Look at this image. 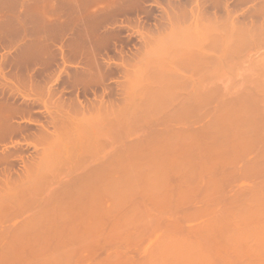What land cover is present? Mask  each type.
<instances>
[{"label":"rangeland","instance_id":"1","mask_svg":"<svg viewBox=\"0 0 264 264\" xmlns=\"http://www.w3.org/2000/svg\"><path fill=\"white\" fill-rule=\"evenodd\" d=\"M263 10H264V0H0V189L2 190V191L0 190V204L2 205V208H1V205H0V208L3 210V212L6 209L8 210V208L10 206L8 208H5V204H6L5 201H7V199L5 200L4 197L9 198V200L15 196H16V198H17V196L19 198L20 197L19 195H22L20 193L24 194L25 200L22 197L23 195L21 196L22 197L21 199H23L24 202H27V203H24L23 200H21V199L19 200L17 198V201L19 200L20 202H22L21 206H23V203H24V206L26 207L25 208L23 206L24 210L23 209L21 210L20 209L21 206L20 207L18 206L20 203L19 201H18L17 206L15 205L17 202L12 203L16 207L11 204V207L9 208L8 211L11 212L13 210L15 212L16 216H14L15 214H13V211L11 214H13L14 217L11 216V214H10V216H8V214H7L8 212L6 210L7 213L4 215H7L8 219L6 218V216L4 217V218H6L5 220L3 218H2L3 220L0 218V220L2 221L0 223V230H1L0 232L3 233V229L5 231L10 230V229L13 230V228L16 229L17 226L21 225L22 223L25 224V221L27 223L28 220H30L31 218L34 217L33 219H31L28 222H29V224L34 225V227H32V228L30 225L31 229L34 228L33 229L34 231H35V229H37V230L35 233L33 230L31 231L29 228L30 232L27 231L25 234V236L26 235L29 237H30V235H32V236L29 238L28 242L26 240L28 237L26 236V238L24 239V241L26 240L25 244L22 242L24 244V245H22L23 249H25L24 247L27 246V250H28L27 251L25 249L26 254H24L25 252L23 253L24 258L28 257L29 259H32L33 261L32 260L31 261L34 264H38V263L43 264L42 262H44V263L46 262L45 264H47V262H50L53 259H56V260L55 261L53 260L54 262L52 261L48 264H51V263L57 264V263H55V262H57V259L59 260L58 261L59 264L60 263L62 264L61 260L65 259V260L73 261L72 259L77 257L72 263L76 264L79 262L78 264H80L81 261L76 262L78 260V257H80L81 258L80 260H82L81 264H84L83 263L84 258H87L90 254L92 255V253L89 252V250H88L89 248L87 249V246H85L87 251H85V252L82 251L81 252L82 254L77 253L79 248H80L78 246L80 244L79 242H82V241L84 242V240H85V242H87V241L91 242V240L93 239L92 238L93 235L96 237V234H98L96 238L94 237V241H92V245L94 243H96V245H99V247L97 246V249L100 248L98 251L99 253L96 252L97 251V249H96L95 253H97V254L96 255L94 254L92 256L90 255L88 257V260L89 259L91 260V261L89 260L90 262L89 261L86 262L87 259H85L86 264H95L97 262L100 264L101 262L103 263L102 260H104V258H105V260L107 259V261H110V263L108 262L109 264H112L113 261L116 260V259L114 260V257L117 258L116 261L121 260L124 263V262H126L125 259H127V260L130 259L129 261H134V263H136V264H143L146 261L147 262L144 264H147L148 262H149L148 264L153 263V262H154V264H220V263L222 264L223 260L224 261L226 260L227 262L226 261L225 262L227 264H229L230 261H232V262H230V264H239V263L244 264L245 259L247 260V262L245 264H248V262H249V264H252L253 261H255V264H264V262H263L264 254L261 255L259 252L261 248H263V251H264V245H263L264 240H263V242H262V240H260V239L264 238V236H263L264 231L263 232L261 231L264 228V195H263L264 194V184H262V182H263L262 180H264V178H263L264 177V167L257 168V163L259 161L263 160V158H264V150H263L264 149V144H263L264 143V137L262 136V135H264V116H263L264 115V97H263L264 96V93H263L264 92V89H263L264 88V76H263L264 75V43H263L264 26L261 27L262 25H264V12H262ZM207 14H208V16H207ZM257 14L259 17L261 15L262 16L259 18L257 16ZM227 16L232 21L229 20ZM249 17H250V19H249ZM231 23H232V25H230ZM217 24H218V26H217ZM238 24L243 25L242 26L243 30L240 29L242 27H241V25H238ZM254 24L257 25L256 27L259 26L261 28L258 27L256 29ZM227 25L230 28L227 27ZM244 25L247 27L245 28ZM189 27H191V28H189ZM182 28H184V29H182ZM207 28H208V30H207ZM234 28H236V29H234ZM252 28L255 30V32H254V30H251ZM260 29H263V30L261 31ZM202 30H203V32H202ZM206 30L208 32H211L210 33L211 35L208 32H206ZM237 30H240V31H237ZM191 31H193V33L195 31V34L198 33L199 37L196 36L195 34H194V36H196V38L193 37L192 36L193 34L191 35V33H190ZM245 31H246V33H245ZM170 32H171V34H170ZM204 32H206L207 34ZM247 32H249L248 34H250V35H247ZM187 33H190V34L186 36ZM239 33H240V35H236ZM179 34H180V36H178ZM183 34H184V36H183ZM205 34H206V36H205ZM229 34L231 35L230 38H229ZM232 34H233V36H232ZM259 34H261V35H259ZM171 35H172V37H171ZM226 35L228 36L229 39L226 37ZM244 36H246L245 39L248 37V40L246 39L247 41H249V39L254 38V40H252L250 42H255L258 45L256 44L257 46H255L254 45L255 43H253V44H250V45L245 47L247 41L245 39H243ZM169 37H171V38H169ZM197 37L200 39L199 41H198ZM208 37H210V39ZM223 37H224V39H222ZM236 37H237V39H235ZM240 37H241V40H239V41H241L240 42L241 45L238 43V47L243 48V46H244L245 48H243L242 50H241V48L240 49L238 48V50L235 49V55L233 53L231 56V52L228 53V51H230V47L232 48L231 51L232 50L234 51V47H236V44H237L236 42H239L236 40L240 39ZM255 37L258 38V40ZM163 38H164V40H162ZM176 38L177 39L182 38L184 40L181 39L182 41H180V39H178L179 40V42H178V41H176ZM192 38H193L194 42L198 41L197 43L195 42L196 44H194V46H191ZM194 38L196 40H194ZM211 38L213 39L214 42L209 41V40H211ZM214 38H216V40H217V38H220V40L222 39L221 41L224 42V44H222L223 46L221 45V41L218 42L217 45H215L216 44L215 42H217V41H215ZM185 39L186 40L189 39V42H191V43L188 44V41H186ZM201 39H203V41ZM231 39H232V42H234L235 46L233 45V46L229 47L228 45L233 44V43H231ZM185 41L187 44L186 47H184ZM225 41H229L230 43L228 42L229 44L226 43L227 45H225ZM174 42L175 43L178 42V44L175 45ZM211 43H215V44H213L215 47L216 46L218 47L219 43H220L221 48L218 47L215 49V47H213V45H211ZM247 43L249 44V42H247ZM181 44L182 45L184 44L182 46L184 48L181 47ZM261 44H263V45H261ZM169 46H170V48H169ZM171 46H174V47H171ZM226 46H228V47H226ZM155 47L158 49H155ZM212 47H213V49H212ZM225 47L227 48V51H225V49H226ZM187 48L189 50L190 49L191 50L189 51ZM222 49H223V51L221 52ZM151 50L153 53L151 52ZM185 50H187L188 52L187 51L184 52ZM200 50H202L201 53H200ZM180 51H183V52H180ZM238 51H240V52H238ZM226 52L228 55H225ZM221 53H223V55ZM236 55H238V56H236ZM195 56H197V58ZM205 57L208 58L209 61ZM237 57H238V59H237ZM177 58H178V60H177ZM218 58H219V61H218ZM221 58H224V59L221 60ZM233 58H235V59H233ZM188 59L191 60L192 64L189 63L190 61ZM192 59H194V60H192ZM231 59H233V60H231ZM150 61H151V63H150ZM159 61H160V63H158ZM193 61H194V63H193ZM196 61H197V64H195ZM203 61L204 62L206 61L207 63L206 62L204 63ZM220 61L221 62L223 61L222 68L223 67L225 68L227 64L230 65V68L228 67L226 69H223V71L221 72V69H220L221 68L220 67L221 62ZM215 62H216V65L214 66ZM218 62H220L219 65H217ZM165 63H166V65H168L167 68H166ZM199 63L201 65H199ZM203 63L207 64V65L209 64V65L207 66V65H204ZM212 63H214V64H212ZM236 63H237V65H236ZM146 64H148L149 66ZM160 64H162V66ZM231 64H232V66H231ZM189 65L190 66L192 65V68L193 67L196 68V70L194 69L195 72H192L193 69L191 67H188ZM210 65L212 66V68L213 67L218 68V66L220 67L219 69H215V70L213 68L214 72L217 71V74L213 75L211 73V72H213V70L211 69ZM160 66L162 69H160ZM183 66L186 67V69L183 68ZM204 66H206V68H208L210 66L208 68L210 70L209 76H208L209 71H207L208 69L207 70L205 69L204 71L202 70V68L199 69L200 67L205 68ZM158 67H159V69L157 70ZM169 67L171 70L168 69ZM172 67L173 68L175 67V70H177L180 73H178V72L173 73L174 69H172ZM177 67L179 69H177ZM154 68H155V70H154ZM189 68L192 70H190ZM198 69H199V71H198ZM125 70H127V71H125ZM164 70H165V72H164ZM205 71H207L208 74L205 73ZM218 71H220L221 73ZM229 71H230V73H229ZM161 72H162V74H161ZM225 72H226V74H225ZM132 73H134V74H132ZM143 73L145 76L143 75ZM171 74L173 75V77H171L172 76ZM202 74H203V76H201ZM211 74H212V78H213V76L215 77V75H217L215 77L216 79L214 81H212L211 78L207 79V77H206V76L210 77ZM132 75L133 76L135 75V77H133ZM168 76H169V78H168ZM177 76H179V78H177ZM204 77H205V79H204ZM134 78L136 80H133ZM137 78H138V80H137ZM170 78H175L177 83L180 82L181 85L177 84L180 87L176 86L180 91L177 90V88L175 87L174 88L175 90L173 89V92L171 94L172 95L171 98L169 95H168L169 97L167 96L168 98L166 100L169 101L168 99H170V101L168 103H166L164 100L165 103H163V99H165L166 96L162 92H158L160 94L157 95L154 92L155 91L157 92L158 90L154 89V88H155V85L158 84L157 82L166 83V82H169ZM184 78L188 79L186 81L187 84H185V86H184V84H182L183 82H181L183 80L185 81ZM164 79H166V80H164ZM175 79H170V80L175 81ZM197 79L198 80L201 79L202 82H203V80H205L206 83L208 80H211V82L214 83V84H212L210 81H208V82H210L209 84H211V85L205 83L201 86V87H203L204 85L205 86L208 85V87L206 86V89L212 93L211 97L207 98L208 99L207 100L204 98V96H202L199 93L198 96H196V98L197 97L200 98V96H202V98L208 102L201 101L202 98H200V101L198 98L197 99L195 98L196 100H194V101H195V103H197V105L200 108L197 106L198 107L197 111L193 112L192 113L193 115L190 114L188 116V114H186L183 116V118H178V120H180V119H182V120H180V121L177 120V121L173 122L172 120L176 118V116H174V115H176V112H177V110L175 109L176 107H178L177 104L178 105L181 104L183 106L184 100L187 97L184 98V100H181L182 99L181 97H184L187 94V91L189 92L188 93L189 95L192 92H194L193 90L190 91L188 88L191 87L190 89H194V87L192 88V86H194V85L191 86V83L194 81L197 82L198 81ZM201 80L199 81L200 83H198V86H199V84L200 85L202 84ZM217 80H219V81L217 82ZM188 81L190 82V85H188L189 84ZM196 82L194 84H197ZM128 83L130 84V86ZM141 83H143V84L145 83V84L143 85ZM150 83H152L151 86L148 85ZM153 83H155L154 87H153ZM132 84L133 85L136 84L138 86L137 87L135 85L136 86L135 88L137 90L134 91L135 88H134V86H131ZM126 85H127V87H126ZM258 86H259V88H258ZM260 87H262V88L260 89ZM126 88H127V90H126ZM151 88L154 91L151 90ZM138 89H140V91ZM132 91L135 93H133ZM150 91H153V92L149 93ZM256 91H257V93H256ZM127 92L129 93V95ZM175 92H177V93H175ZM214 92H217L218 94H216ZM240 92H241V94H240ZM184 93H186V94H184ZM260 93H262L263 95ZM251 94H254L257 97V100H258V102L256 103L257 105L256 104L250 105V106L248 105L249 107H246V106L240 107L239 105L237 107L236 105H233V106H229V108L230 109L234 108L235 110H238V108L240 107L239 109H243L245 111L246 115H248V116H253L256 113H258L256 115L263 116V118H261V120L259 118L260 123L258 122L259 127L257 130L259 131V133L257 130H255V131H257L255 133V135L253 132L251 134L246 133L245 130L247 128L242 126L244 124H241L240 126H238L235 129L236 131H233L234 133H236L237 136L239 134L238 132H240V134H239L240 136L242 134L241 137L238 136L239 141L237 140V136L236 137L234 136L235 134L234 135L232 134L234 136L233 137L230 133H229V135L231 137H226L227 134H224L225 139L223 138V135H222L221 138H219L220 139L219 140L218 137L220 135L217 136L218 135L217 132H219L218 128L220 126H222L223 123H222V120H217V119L220 118V113H221L222 107L224 105H230L228 102H233V100H235V101H239L240 99L242 100L245 96H247V95L251 96ZM161 95H162V98H161ZM218 95H219V97H218ZM129 96H130V98H129ZM151 96L153 99H155L156 97L159 98V96H160V98L162 100V104H159V107L164 106V107H162L163 110L160 109L163 111L164 114L163 113H160V114L156 113L157 116L155 113L152 114V116L149 117L150 120L152 121L151 122L149 120L151 125L147 126V124H146L147 121H145V123H143L147 127V128L144 127L145 129L142 127L143 124L139 123V122H138L139 125H138V123H136V124L138 126H140V124H142L141 128H137L138 126H136L135 124H133L131 126V127L135 126L133 128L134 129L136 128V130H134L132 128L133 130L130 131L129 130L130 127H128V129L123 128L126 125H124V123H122L124 117H120V116L124 115L123 111L127 110L126 107H128V105H130V109H131V107L134 108L132 106L133 103H131V102L135 99L134 101L136 103L134 104V106L135 105H136V107L138 105H139L138 107L142 106L140 108H138V107L136 108L138 110V113H139V111H142L143 107H146V106L147 107L144 110H146V109L149 110L153 107L151 105L155 104L154 100L152 98H150ZM214 96L216 98H214ZM172 97H174V98H172ZM178 97H180V98H178ZM240 97H242V98H240ZM160 98H159V102H160ZM213 98H214V101H213ZM130 99H132V100H130ZM150 99L153 101V104H152V101ZM171 99H173L175 102L172 101ZM177 99L180 102L183 101V103H180ZM209 99H211V100H209ZM139 101H141V102H139ZM145 101H148V103H149V101H151V102H150V104H148V103L144 104ZM212 101H213V103H212ZM142 102H144L143 105H141ZM159 102L157 101V104ZM188 102H190V101H188ZM260 102H263V103H260ZM138 103H140V104H138ZM191 103L192 102H190L188 104L187 100H186L184 107L190 106ZM157 104H155V105H157ZM164 104H166V105H164ZM148 105H150L151 107L148 108ZM181 105H179L180 109L182 107ZM165 106H167V108L169 106V109L165 108ZM173 106H175V107H173ZM48 107H49V109H48ZM113 107H115V108H113ZM179 108H177L178 111H179ZM164 109H165V112H164ZM203 109H205V110H203ZM162 111H159V112H162ZM120 113H122V114H120ZM165 113H168V115ZM139 114L141 115L142 112H140ZM171 114L173 115V117H172L173 119L170 116ZM154 115L158 118H154L153 117ZM158 115H160V116H158ZM118 116L120 117V119L118 118ZM167 116H169V117H167ZM106 117H107V119H106ZM59 118L62 119L63 122L62 121L58 122V120H60ZM164 118L166 119V121L164 120ZM185 118L186 119L188 118V119L186 120ZM224 118H226V117H224ZM100 119L104 120V124L106 122L108 123L110 120H112V122L111 121L109 122L110 124L112 123V125L109 126V128H114L117 121L120 122V124L122 123L121 126L124 125V126H122V130H121V127L118 128V129H120L119 131H118V129L117 130L115 129L116 127L114 129L118 132H121V133L125 132L126 134L125 133L124 134L126 136L121 137V135L119 136V133L117 132L118 136H119L117 138L116 132H115L116 134L115 133H112V134L117 139L122 138V140L119 139L122 142H124L123 140H126V143L127 142L132 143L134 141L136 142V140L141 138L142 140L140 139V140H138V142L142 141V142H144V144H146L145 141H148L150 139V137L148 136L147 137L148 139L146 138L147 140L145 139V137L147 135L151 136V134H152L151 131L152 132L154 131L153 132L154 134H156L155 132L160 134L161 131L165 133V132L169 131L170 128H171V130L173 129L172 131L175 130V131L181 132V133H183L184 131L185 132L190 131L189 132L190 135L197 133V134H195L196 136L194 135L195 138L198 139V140H196L197 142H195V143L192 142L193 143L192 147L194 146L196 148L193 147L192 150L193 149L199 150L201 152L200 156H203V155H205V153H207L203 149L206 150V148L204 146H206L207 144L204 145V143L209 141V138H206V136H204L205 135L204 132L206 130H209L212 128L213 130L211 131L212 132L211 137L212 136H215V138L217 137L216 141H214L215 143L217 142V145L213 144V141L210 142L213 145H216V147H213L214 149L216 148L215 150H213V148L210 149L211 151L213 150L212 152H210V154L213 153L210 156L207 153L206 154L207 156L205 155L201 158L199 157L200 158L199 159V158H197L199 154L198 155L196 154L199 151L198 152L195 151L196 153L192 152V154L194 153L195 155H197V157L193 154L194 158H191V157H193V155L191 154V151H192L191 148H190V150H187L184 148L185 151L187 150V154L190 153L191 155L189 157V154L188 155L186 154V156L184 158H182L185 155V153H184L185 151L182 148H181L182 150L181 149L180 150L184 151L183 153L180 152L179 148H178V150H176L174 148L173 144L171 145L169 143L170 140L168 141L166 139L168 141V143H166L167 141H164L163 145H162V143L158 142V144L160 143L159 145L162 146V148H164V149L160 148L159 151H158V149L160 146L157 143L152 146L151 143H154L152 141L150 143L151 145H149V147H148L149 148V151L147 150L148 153L145 152V154H143V152H142L143 147H141L140 152H139V148H137L135 152L138 153L140 155V158H142V159L140 161L136 160V161H132V162H134V163L138 162V164H140L139 162H142V163H145V165H146V163L152 165L151 167H147L149 169L148 172H149V174L152 175V177L154 175H156L157 177L156 176L155 177L158 178L162 174L161 175L162 177L160 176L161 178H159V180L163 178V179H166L167 182L172 181V185H173V183H175L174 184L175 186L178 184V182H180L179 183V185H180L182 183V181H185V183H186L185 184L183 182L184 187L186 185L190 186V184L188 185L187 183L190 180H193L194 177L197 180L196 181L194 179L197 183L200 181V183H198V184H200L199 186H201V185L206 186V184L209 183L208 181H210V180L212 181V179L214 177H216V178L218 177L217 179H219L223 176L224 177H234V178H230L232 180L228 181L229 183L226 182L223 185V187H221L222 186L221 185L220 187L222 189L219 187L220 188L219 191H218V189L217 190L215 189L213 191V188L211 187V185H212L211 183L208 184L209 185L208 188L206 186L207 191H206V188H204V186H201L202 189H204L207 193H205V191L200 192L203 190L196 188L199 186H197L198 184L193 180L197 185L194 183L195 187L192 189H197V190L199 189L200 190V191L198 190L199 191L198 195L196 194L199 198H197V196H196V198H194L195 197L194 196L193 200H190V197H192V195H195V193L193 194L190 190L192 186L189 189L190 192H188L189 190L188 191L186 190V189H188V187H185L186 188L185 190L188 193H186L184 190V194L185 193L186 194L192 193V195L189 196L188 202L184 201V203H183V201L182 202L180 201V203L183 204V205H181L179 203L181 206L178 204L179 201H177L179 196L175 195V194L180 193L178 191V189H179L178 187H182V185L181 186L177 185L175 190L174 189L170 190L169 187H170L171 183H168L167 185H169V184L170 185L167 188L170 191L166 187L163 188V190H162L163 192L161 191L162 194H164L165 190L167 189L166 190L167 193H165V194H169L168 196L171 195L170 197L165 195V197H167L166 199H168V201L166 202L165 197H163V195L161 196V194L159 193V190H158L159 186H155V187L150 189L149 187H144V185L142 184L143 181L141 180L142 182H141V185L139 186V188H137L138 186H134V188L132 187L133 188L132 190L137 191V189H138L140 191V193L138 191L137 192L134 191L135 192V197H134L135 201L133 200L134 201L133 202L130 199L131 197H128L130 195V193L133 192L131 190L129 192V195L127 196L129 198V201L127 200V197L124 200L121 199V200H123V203L120 200V202L122 204H120L119 201L117 202L116 197H114V195H112L114 193L113 191H115V190L111 191L112 189L107 188V192L110 191L112 193L111 194H103V196L99 197L100 199L102 197L105 198V199L102 198L101 200H105L106 202H102L99 199L101 204L103 203L104 205H100L99 202L97 203L98 200H96V201H94V205L96 207L95 208L93 207L94 210L95 209L97 211L102 210L101 212H103V213H101V212L100 213L103 215L104 221H101V219L103 217L101 216V214L99 212L97 214L96 213L97 211L95 210L96 215L92 214V217H96L98 215L97 217H98V219L100 218L99 221H101L100 224L98 223L99 221L98 222L96 221V220H98L97 217L95 219V218H92L91 215H89L90 217L87 216V217H89L88 219L91 218L92 220L91 219L88 220L87 217H84L83 219L85 221H83L84 222L83 226L86 227L89 225L91 227L92 224L95 223L96 226L94 224L93 225L95 226V228L97 227L99 230L97 228L96 229L94 228V231L92 230V232H90L91 229L88 226L87 227V228H89V229H87L88 232L85 233L84 232L85 227L82 228L81 227L82 224H80L78 221V219L82 220L80 217H78L79 215H77V214L75 215V220L77 221V223L75 222V224H73L74 222H72V221H75V220H73L74 219L73 217H74L76 208H73L75 210L68 208V207H70V204H71V206H73V205L79 206L82 204L81 202L79 204L77 202H75L76 203L75 204L74 201H72L73 200L72 196L75 199V201H78L75 198L77 196L76 192H77V190L79 191L81 186H83V182L80 183V179H79V181L77 179L79 178V176L82 173H84V171L88 170V167H90V166L96 167V165L100 166V164L102 165V163L103 164L106 163V160H108V159H105L104 161L102 160L103 162L99 163L100 160L98 161V159L96 158L100 151H102L101 154H99L100 156L103 155L105 158H107L106 154L108 153V154L112 155V157H114L113 156L114 153L117 155L118 153H121L120 151H123V150H118L119 148L131 147V146L133 147L134 146V145L128 146V143L122 144L121 141L114 140L113 136H112L113 139L110 137L111 140H109L110 138L108 139V134L111 133L110 130H113V129L109 130V128L107 127L109 123L107 125L105 124V126H104V127L108 128L107 129L108 133L106 130L107 135L104 132L105 131L104 127H102V131H101L102 133L101 132L97 133L98 132V131H96L97 129L95 127L91 128V126H95L94 121L100 120ZM160 119L162 120V122L160 121ZM168 120H170V121H168ZM64 121H65V123H66V121H67V123L69 122V124L64 125L65 124ZM92 121L94 123L90 127L87 126L88 123L90 122L89 124H91ZM100 121H102V120H100ZM61 122H62V125H61ZM217 122L220 123V126L216 125ZM85 123L87 125H84ZM150 123H148V124H150ZM207 123H208V126H207ZM95 124H97L96 126L98 128L99 127L98 125L100 123H95ZM101 124H103V123H101ZM120 124H119V126H120ZM83 125H84V127H83L84 129L82 128ZM66 126L67 127L70 126V127H68V129L64 128ZM85 126L88 127V129L90 128L92 130H95V132L98 135L94 134V139H92L93 136L86 138L87 135H89V133H88V129H86ZM116 126H118V125H116ZM148 127H149V129H148ZM99 128L101 129V127H99ZM99 128H98V130H100ZM103 128H104V131H103ZM124 129H126V131H123ZM194 131H195V133H194ZM243 131H244V133H243ZM95 132L91 131L90 135L92 133H95ZM191 132H193V133L191 134ZM233 132H231V133H233ZM41 133H43V134H41ZM69 133L72 134L73 136L70 135ZM77 133H78V135L82 133V135L84 134L86 137H84V136L81 137L82 135L78 136ZM123 133H122V135H123ZM199 133H201L202 135ZM161 134H163V133H161ZM213 134H216V135H213ZM42 135H44L45 138ZM144 135H146V136H144ZM197 135L200 137H198ZM252 135H254V137ZM79 137H80V139H79ZM143 137H144L145 141H143ZM195 138H194V140H195ZM258 138L260 140H258ZM249 139H251V140H249ZM217 140H219V142ZM223 140H226V142ZM229 140L231 141V144H230ZM97 141H99L98 144L102 145L101 147H103V148H101L103 150H101L99 147L98 149L100 151L98 152V149H97L96 153H98V154L96 156L94 155V157H93V159L95 158L97 160H93V162H92L91 161L92 157H90L88 159L86 158L85 160L82 161L83 165L81 164V162L79 163L82 166L79 165L80 169L78 170L77 166H78L79 160L77 161V159L74 158L76 161L75 160L71 161L70 155L71 156L76 155V152H78L79 149H81L83 147L85 148L86 145L88 146L89 142L95 144V143H97ZM222 141L225 142L226 144L229 142L227 145L224 144V146H226V147L227 146L229 147L230 145L231 146L234 145L233 146L234 148L230 146L232 149V152L229 149L230 147L229 148L227 147L229 150L224 146H223L224 149L221 148L222 143H223ZM242 141H244V142H242ZM250 141L253 143V145H252L253 147L249 145L251 143ZM101 142L103 144H101ZM240 142H242V143H240ZM219 143H221V144H219ZM135 144H137V143H135ZM148 144L149 143L147 142V145ZM164 144L166 145V148H165ZM168 144H170L171 146H167ZM197 144H200V145H197ZM212 144H211V146H212ZM237 144H243L241 147V149H243L242 150L243 152L241 153L242 155L238 156V157H236L237 155L234 156V153H233V152L237 151V149L235 150V148L238 147V146H236ZM122 145H125V146H122ZM156 145L159 146V147H156L157 148L156 149L157 156L158 157L160 156L159 158H162V159H157V156H153V155H156L155 149L152 150V154H153V152L155 153L152 155L153 159L151 157L150 146L153 149V147H155ZM220 145H221V147H219ZM246 146L247 147L249 146V147L247 148ZM144 147H147V146H144ZM167 147H169V149ZM171 147L173 149H175L176 152L179 151L181 155L182 154H184V155H182V157H178V156H181V155H179V152L177 153V155H175L176 152H175V150H172ZM181 147H183V146H181ZM197 147L198 148L200 147L201 149H198ZM202 147H204V148H202ZM218 147L220 148V151H219ZM44 148L46 150L45 152H44ZM225 148H226V151L231 152V153L230 152L227 153V155L233 154V155H230V157L233 156L234 158L231 159L229 156H228L229 157L228 158L227 155L224 156V153L226 152ZM246 148L248 149V151L249 150L250 151L248 152ZM50 149H51V151H50ZM202 150L204 152L203 155H202ZM216 150H218V152H219V153L217 152L218 154L216 153ZM110 151H112V152H110ZM168 151H169V153L174 151L175 154H173V153L169 154ZM221 151H224V153L220 154ZM48 152H57L60 156L61 162L66 161L64 158L69 157V160L67 159V162H65V164L68 163V161H70L73 165H71L70 162H69L70 165L69 164H67V165L69 167L70 166H76L75 169L73 167H70V169H72V170H70V171L67 170L68 171L67 172L66 169L68 168V166L66 165L67 167L65 169V167L62 165L64 163H61L57 159L55 160V158L53 159L52 153L50 155L52 158L50 160H47L49 158V157L48 158L46 157ZM103 152H107V153H103ZM166 152H167V155L169 154L171 156L166 158L164 156ZM133 153H134V151L131 153V157L134 156V159H138L137 158L138 155L135 153L133 154ZM148 154L150 155L151 159L146 158V155L148 157ZM215 154H217L218 156ZM110 155H109V157H110ZM135 155H137L136 158H135ZM173 155H175L176 157ZM213 155H215L214 157H217V158L219 157L218 158L219 160H217L216 158H215V160H212L213 158L211 156H213ZM219 155H222L223 157L219 156ZM161 156H163V157H161ZM187 156L189 157L188 158L189 164H188V160L186 158ZM112 157H110V158L112 159ZM154 157H156V159H154ZM171 157H173L174 160L175 159L176 160L173 161V158H171ZM206 157H211V158H207V161H206ZM224 157H227V158L225 159ZM6 158L8 160H6ZM164 158H166V159H164ZM179 158H181V159H179ZM195 158L200 160L199 163H198L197 159L195 160ZM102 159H103V157H102ZM134 159L132 158L130 160H134ZM177 159H179V162H177ZM201 159L205 162H203ZM229 159H231V160H229ZM87 160L88 161L90 160V162H88ZM153 160H155V161H153ZM159 160H161V161H159ZM168 160L171 162L172 165L174 163V164H177L179 167H181V166L183 167L184 165H181V164L184 163L185 166L187 165V167L186 168L185 167L178 168L179 171L181 169V174H180L177 172L178 171V169L176 168V167H178L177 165H173V167L170 165V168L172 167L171 168L172 171H169L170 173L168 171L167 172L165 171V170L170 169V168H168L169 166L166 168L163 167L165 170H163L162 168H160V169H162V170H160L159 167H161V166L158 167V166L153 165V164H156V161H159V162L163 161V163L167 162L168 164H170V162ZM181 160H182V162H181ZM50 161H52L51 163H53V164L55 163V168L53 166V168L55 170H53V168L51 169V167H48L49 165H53V164H50ZM84 161L86 162V164ZM127 161L128 160H126L122 163H126ZM192 161L194 162L195 165L198 163L197 166L199 165L198 167H200V171L201 170L203 171L206 169L204 171V173L202 171L200 172L202 174L198 173L199 178H198V175L195 174V173H197V171L195 172V170H193V169L191 170L192 167H190V163H191V166L192 165L195 166ZM195 161L197 163H195ZM75 162H76V165H75ZM159 162H157V163H159ZM90 163H92V164H90ZM178 163H180V164H178ZM207 163L209 165H212L210 167L213 169L209 168V165L208 166L204 165ZM251 163H253V165H256V169L253 170L254 172L247 177H241L240 171L245 170L249 166L251 167V165H252ZM174 166H176V167H174ZM197 166H195V167L197 168ZM213 166H215V167H213ZM47 167H48V169H47L48 171L50 169L54 171L55 175L53 174V176H54V178L56 177L55 179L51 178L52 173H51V171H49L48 175L51 173L50 178L48 177L50 180L48 179L49 181H46L47 178L45 180L46 175H44V174H46L45 171H47L46 170ZM206 167H208V169ZM187 168H189L190 170H188ZM44 169H45V171H43ZM62 169H64L65 172ZM123 169H121L122 171L118 169L120 171L119 173H118V170L116 172L114 171L113 173L119 174V176L121 178V177H125L124 173H126V172L129 173L130 171H132L131 170L132 167L130 169L128 167H127V169L126 168H123ZM135 169L136 168L134 167V171H132V172L136 173V175H134V176H137V172H138V175H139L138 178H140V175H141V178H143L145 176V174H143V173H147L146 172L147 171L146 166H143L142 170L139 169L140 171H137L138 169L137 170H135ZM158 169H159V172H158ZM182 169L184 170V173H182V171H183ZM185 169H187V170H185ZM173 170H174V172H173ZM160 171L162 172L161 174H160ZM163 171L165 174L163 173ZM187 171H190V173ZM192 171H194L195 173ZM254 173L255 174L257 173V174L255 175ZM129 174L126 173V175H129ZM182 174H183V176H182ZM186 174L190 175V176L188 175L189 177H187V179H186V176H187ZM193 174H195L196 176ZM116 176L117 175H115V177ZM119 176L117 177L118 179H120ZM252 176H253V178H251ZM34 177L38 178V179L34 180ZM113 177H114V175H113ZM182 177H184V178H182ZM256 177H258V178H256ZM134 178H136V177H134ZM138 178H136V179L138 180ZM209 178H211V179H209ZM41 179L43 181L44 180L45 181L43 182ZM30 180H32V183ZM173 180H174V182H173ZM33 181H35L34 184H33ZM38 181H40L39 182L40 184L38 183ZM162 181H164V180H162ZM162 181H159V184H161ZM193 181L190 182V183H192V185H194ZM201 181L203 183H201ZM260 181H261V183H260ZM71 183H74V184H71ZM87 183L90 184V182H87ZM137 183L140 184L139 182H137ZM35 184L38 186L37 191L38 190H41V191L39 192L38 196L36 193H35L36 195H33L34 198L37 197V199H33V201L31 200L32 202L30 203V202H28L29 201L28 199H32V197L30 196V194H27L26 191H28V193H31L29 190L30 189L32 190L33 189L32 187L36 186ZM89 184H87L86 186H88ZM164 184H165V182H164ZM164 184L162 183V185H164ZM260 184H262L263 186L261 187ZM63 185L70 188V190H71V187H73L72 190H74V192L71 190L70 192H72V193L69 192L70 194H68V195H70L69 198H71V199H69V198L66 199V197L60 196L59 199H57V200L55 199V200H53V202L51 204H48L50 202L49 197L53 193V191L56 192L57 190L63 188L62 187ZM157 185H158V182H157ZM257 185L260 186V188H261V189L259 188L260 190H258ZM39 186H40V189H39ZM90 186H91V184H90ZM175 186H173V187H175ZM76 187L77 188L80 187V188L76 189ZM120 187L121 186H118L117 188H120ZM256 187H257V190L254 191V193L256 192V194H254L252 189L255 190ZM209 188L212 189V191H213L212 193H215L214 195L208 192ZM172 190H174L176 193ZM248 190H249V192H248ZM104 191L106 192L105 189H104ZM182 191H183V189H182ZM110 192H108V193H110ZM146 192H148V194H149L148 195L149 198L148 197L147 198L149 199L150 205L147 203L148 204L147 207H144L145 206L144 202H142L141 200L144 201V199L146 198L145 197V196H147V195H145ZM151 192H152V194H155L156 198H159V200H160V197H161V200L164 199L165 200V201H163L164 203H161L162 201L158 202L157 200H155L156 199L155 195L153 197ZM216 192H217V196L215 197ZM258 192H260V193H258ZM74 193L76 194V196H74L75 195ZM138 193L140 195H141V193H143L144 196H141V197H143V198L145 197V198L143 199L139 195V197L141 199L140 200L137 196ZM204 193L208 194V195H205ZM25 194H26V196H25ZM132 194H134V193H132ZM150 195L153 197L152 199H151ZM212 195H213V197H212ZM219 195H223L226 199L223 196L221 197ZM235 195L236 196L238 195V196L236 197ZM111 196L113 197V199H111ZM206 196H209V197H207L209 199H206L205 198ZM241 196H242V198H241ZM256 196H258V197H256ZM108 197H109V199H108ZM147 198L145 199L146 202H148ZM204 198L206 201L208 200L209 203L206 202L204 200ZM212 198H214V200ZM215 198L216 199L218 198V199L216 200ZM233 198L237 201L238 204L236 202H234L235 204L233 203V201H232ZM44 199L46 200V202ZM153 199L156 201V202L154 201L155 203L152 201ZM34 200L36 202H34ZM186 200H188V199H186ZM115 201H116V203H118V206L120 204L122 207L121 206L118 207L116 204L113 205L115 203ZM172 201H173V203H172ZM211 201H213V203H212L213 205H210V207L207 206V205L211 204ZM3 202H4V204H3ZM68 202L70 203L69 206H68ZM157 202L160 203V206L156 205ZM176 202H177L178 207L175 206ZM214 202H216V203H214ZM28 203H30V204H28ZM134 203H137V204L134 205ZM165 203L170 204L167 207V208H169L168 210L165 209V207H166ZM229 203L230 204L233 203L234 205L233 204L230 205ZM62 204H64L65 207L68 206V207H66L67 209H69L68 212H71L73 210V212H74L73 216H72V214H70V216H69V213L66 212L67 210L66 211L63 210L65 207L62 206ZM123 204H124V206H123ZM130 204H131V206H130ZM163 204H165V205H163ZM137 205H139V207H140L139 210H138ZM47 206L56 207L57 211H58V208L61 206L60 208L63 210V212H65L66 214L68 213V215L64 214L65 217L68 216L67 219L70 217L68 219L70 221L69 222L70 225H72V224H73V226L75 225L73 227V228H75L77 226L76 224H78L77 228L74 230L69 225V223H66L68 220L67 219L65 220V218L60 215L61 210H60V212L58 211L59 212L58 213L59 217H58L56 215L57 211L53 207H52L53 210L50 208L51 213L50 214L48 213L49 216H51L50 217L51 220L49 219L50 222H49V220L47 222V219L45 220L44 217L40 216V214H41L40 212H42V210L45 211ZM82 206H83V204H82ZM115 206H117V207H115ZM155 206L158 209H156ZM215 206H216V208H215ZM86 207H88V206H86ZM101 207H104V208L102 209ZM163 207H164V211L162 209ZM3 208H5V209H3ZM17 208H18V210H17ZM44 208H45V210H44ZM228 208H230L232 212L231 211L226 212V211L230 210ZM19 209H20V212H17V211H19ZM47 209H48V207H47ZM143 209H144V211H143ZM196 209L200 210V211L203 210L205 212L207 211L208 213L207 212L204 213L205 216H202L200 219L199 218L196 219L195 217L194 218L191 217V219L188 218V220L185 219L187 217L186 214L189 211L190 212L188 214H190L192 212L194 214ZM244 209L247 210L246 215L245 214L242 215L244 212L242 214L240 213V211L242 212ZM171 210L174 213H172ZM166 211H167V213H164ZM233 211L236 213L231 215L230 213H233ZM55 212H56V214H55ZM63 212H61V213H63ZM73 212H71V213H73ZM226 213L227 214L229 213L230 216H225ZM249 213H252V214H249ZM32 214H33V216H32ZM193 214H190V215H193ZM4 215H2V216H4ZM184 215L186 217H184ZM49 216L47 215V217H49ZM39 217H41L43 219H40ZM223 217L227 218V220H225L227 222L226 224H225V221H223V219H224ZM260 217H262V218H260ZM36 219L39 222H37V221L35 222ZM158 219H160V220L158 221ZM41 220L42 221L44 220V222H42ZM121 220H122V222H121ZM165 220H168V225H166L168 227L165 226V224H167V223H165V222H167ZM175 220H176V224H178L176 228H178V227L179 228L177 230L178 232H176V228L173 226L176 233H173L174 232V230H173L172 231L173 234H172L171 233L172 226L170 225V223L173 222L175 224ZM52 221H54V222H52ZM215 221H219V222L216 223ZM222 221L224 222V224H223L224 226L229 224L228 226H230V229L227 228L228 231H226L227 229H222V225H221ZM162 222H163V224H162ZM38 223H40V224L42 223V225H40ZM85 223H88V224H85ZM102 223H104V225ZM23 224L21 226H23ZM61 224H63L64 227H66V225H69V227H71V229H73L74 232L77 231L78 235L76 232V234H75L76 237L80 235L78 240L76 238H74V236H75V235H73L74 232L72 234L71 232L73 230L70 231L68 226L65 228V230L67 232L69 230L68 233L65 230L61 232L62 234L59 232L60 234L58 235V233H57L58 237H60V235H62L60 239H62L63 235L65 234V236H67L66 239L68 240V242H66V240L64 239L65 237L63 238V241L61 240L62 242L60 241L59 238H58L59 240L55 239L57 236L54 238L53 236L56 234L53 232H52V237H51V233L49 235L48 230H49V232H51L50 229H53V228L55 229L56 227H61ZM211 224L214 225L213 226L214 228H216V226H217V228L215 230L213 229L215 232L212 230L215 234L211 231V229H212ZM217 224H220V225H217ZM44 225L48 226V227H45ZM129 225L131 227L132 226L133 227L131 228ZM27 226L29 227V225H27ZM163 226H165L167 229L169 227H171L170 229H168L170 231L169 232L170 234L165 232L167 229ZM200 226L202 228H200ZM204 226L207 228L209 226L208 229H210L209 231H211L210 232L211 235L212 234L214 235V236H212L213 238H211V235H210V237H208L209 231H208V229L206 230V228H204ZM228 226H226V227H228ZM244 226H245V228L248 227L247 229L250 231H247L245 229V231L241 230L243 232H241V231L240 232L243 233V236H245V237H246L245 234H247V236H248V234L250 232V234H249L250 237L249 236L248 237L251 241H253V242H251V244H250V240L247 239V237L246 238L243 237L242 234L239 232V229H241V228L244 229ZM39 227H41V229H39ZM134 227L135 228L137 227L136 228L137 231ZM162 227H163V229H162ZM198 227L201 230L204 229L203 231L200 230L201 233L206 231L205 233L207 234V236H206V234H203L204 236H206V238L199 235L200 231H198L199 230ZM256 227L258 230H259V227H262V228H260V232L256 229ZM47 228H50V229H47ZM80 228L84 229L83 230L84 234L81 233L82 230H80V231L78 230ZM152 228H153V230H152ZM181 228H183L184 231H182ZM253 228L256 229L259 233L262 232L263 234H260V235H262L263 237L262 236L260 237L257 234L258 232L256 231L257 232L256 233ZM38 229H39V231H38ZM219 229H221L223 231H220ZM231 229H233V230L238 229V232L241 235L239 233H236L237 230H234V232H235V234H234L233 230H231ZM150 230L152 232H150ZM168 230H167V232H168ZM190 230H193V232H190ZM216 230H219V231L217 232ZM118 231H120V232H118ZM185 231L187 233H189V232L190 233L187 234ZM194 231H196V232H194ZM229 231H231V233H229ZM45 232H47L48 235H46ZM110 232H111V234H110ZM115 232L119 235V238ZM129 232H131V236L127 234ZM223 232H224V234H223ZM42 233L43 234L45 233V234L43 235ZM135 233L137 235H139V238H137L138 236H136ZM195 233L197 234V237H196ZM217 233H219V234H217ZM88 234H90V236ZM86 235L88 238L86 237ZM132 235H134L133 239L136 240V238H137V240H136L137 242L134 240L131 242L129 237L132 238ZM171 235H173V236H171ZM25 236H23V238ZM44 236H46V237L49 236L50 238H54V240L49 238V240H52V242L57 240L54 243V244L58 243L57 246L54 248V246H53L54 244L52 243L53 244L52 245L51 242H47L48 244L46 247H45L46 243H43L45 245H43V244L41 245L42 241L45 242V240H47V238L45 237L46 238L45 239ZM82 236H84V237H82ZM121 236H123V237H121ZM127 236H129V237L127 238ZM80 237L84 238V240H82V238H80ZM85 237H86V239H85ZM89 237H91V238H89ZM164 237H167V238L165 239ZM168 237H169V239H168ZM171 237H173V238H171ZM242 237H243V239H242ZM3 238H5V237L2 236L0 239L3 241ZM176 238H178V239H176ZM254 238L256 240H258V243L256 240L254 241ZM6 239H8L7 236L4 240L5 242L3 241V243H2V246L6 242H8L9 239L8 240H6ZM21 240H23V239H21ZM30 240H31V242H30ZM49 240H47V241H49ZM69 240L71 242H69ZM2 241H0V250L3 251V249L6 247L3 246L4 247L3 248L1 246ZM33 241H34V243H33ZM58 241H60V244ZM118 241H120V242H118ZM207 241L209 242V245L211 247L212 246L214 247L215 244H217V246H215L214 248H211L208 245ZM214 241L219 242L220 245H218V243H216ZM223 241H225V244L227 243L228 246H225V244H223L224 243ZM236 241H238V242H236ZM243 241H245V242L248 241L247 243H249V244H246ZM26 242H27V245H26ZM83 242L81 243V245L85 244V242L84 243ZM89 242L87 243V245L90 246L91 243L89 244ZM124 242H126V243H124ZM165 242H167V243H165ZM210 242L214 243V244L211 245ZM36 243H38L39 246L36 245ZM67 243L70 244V247H72V246L73 247L70 248L69 244H67ZM76 243L78 245H76ZM116 243H118V244H116ZM137 243H139V244H137ZM229 243L231 245H229ZM233 243L235 244L234 247H232ZM236 243H238V244H236ZM254 243H255V245H253ZM259 243H262V246ZM50 244L52 245L53 250H52ZM61 244L62 245L64 244L65 246L64 245L62 246ZM221 244H223L225 247L224 246L222 247ZM257 244L259 246H261V248H259V246ZM40 245H41V247L44 246L46 249L45 248H44L45 250L42 249L43 247L41 248ZM58 245L60 248H57ZM100 245H101V247H100ZM6 246H8V245H6ZM28 246H30V247L32 246V248H31L32 251L30 249H28V248H30ZM48 246H50L49 247L50 249H47ZM236 246L238 248L239 247L241 248V249H239L240 251L238 250V248ZM62 247H64V248H62ZM76 247H77V249H76ZM36 248H38L37 250H39L40 252H38L36 250ZM74 249H76L77 251H75ZM158 249H160V250H158ZM233 249H234V251H233ZM226 250H227V252H226ZM241 250H244V253L242 251L243 254L241 253ZM254 250L255 251L257 250L258 252L257 251L255 252ZM2 251H1V253H6V254H3L2 256L7 255V252L5 250L3 252ZM73 251H75V252H73ZM139 251H141V253ZM248 251H249V253H248ZM261 251H262V249H261ZM72 252H73V254H70ZM74 253H76V254L74 255ZM261 253H263V252H261ZM122 254H125V257H126L124 259L125 261L122 260V258H124L123 257L124 255H122ZM157 254H158V257H156ZM216 254H218V255H216ZM68 256H71L70 257L71 259H69ZM252 256H253V259H251ZM66 258H68V259H66ZM111 258H113V259H111ZM119 258H121V259H119ZM131 258H133L134 260ZM148 258L150 259L149 261H148ZM177 258H179V259H177ZM193 258H196V259L193 260ZM243 258H244V260H243L244 262L243 261L241 262V259H243ZM260 258H261V260H257ZM42 259L45 261H43ZM46 259H47V261H46ZM48 259H51V260L48 261ZM181 259H182V261H181ZM200 259H201V261H200ZM219 259H221V260H219ZM65 260L63 262H65ZM214 260H216V261L214 262ZM111 261H112V263H111ZM128 262H126L125 264H131V262H129V263ZM202 262H204V263H202ZM225 262H224V264H226ZM3 263H5V262L3 261ZM16 263H18V262H16ZM108 263H106V264H108ZM116 263H118V262H116ZM67 264H71V263L69 262Z\"/></svg>","mask_w":264,"mask_h":264},{"label":"bare ground","instance_id":"2","mask_svg":"<svg viewBox=\"0 0 264 264\" xmlns=\"http://www.w3.org/2000/svg\"><path fill=\"white\" fill-rule=\"evenodd\" d=\"M201 2H202V1H201ZM198 8H199V7H198ZM203 8H204V7H203ZM262 8H263V7H262ZM258 9H259V8H258ZM261 10H262V9H261ZM198 12H199V11H198ZM262 12H264V10H263ZM232 13H233V12H232ZM255 14H256V13H255ZM255 14H254V15H255ZM230 15H231V14H230ZM252 15H253V14H252ZM169 16H170V15H169ZM207 16H208V14H207ZM257 16H258V14H257ZM261 16H262V15H261ZM261 16H260V17H261ZM170 17H171V16H170ZM189 17H190V16H189ZM210 17H211V16H210ZM225 17H226V16H225ZM227 17H228V16H227ZM258 17H259V16H258ZM258 17H257V18H258ZM260 17H259V18H260ZM205 18H206V17H205ZM208 18H209V17H208ZM213 18H214V17H213ZM168 19H169V18H168ZM195 19H196V18H195ZM228 19H229V17H228ZM233 19H234V18H233ZM249 19H250V17H249ZM229 20H231V19H229ZM239 20H240V19H239ZM256 20H257V19H256ZM195 21H196V20H195ZM221 21H222V20H221ZM221 21H220V22H221ZM231 21H232V20H231ZM231 21H230V22H231ZM257 21H258V20H257ZM198 22H199V21H198ZM223 22H224V21H223ZM225 23H226V22H225ZM232 23H233V22H232ZM232 23H231L230 25H232ZM235 23H236V22H235ZM197 24H198V23H197ZM211 24H212V23H211ZM215 24H216V23H215ZM215 24H214V25H215ZM222 24H223V23H222ZM228 24H229V23H228ZM233 24H234V23H233ZM255 24H256V23H255ZM255 24H254V25H255ZM238 25H241V24H238ZM192 26H193V25H192ZM212 26H213V25H212ZM217 26H218V24H217ZM242 26H243V25H241V27H242ZM251 26H252V25H251ZM251 26H250V27H251ZM256 26H257V25H255V27H256ZM260 26H261V25H260ZM263 26H264V25H262L261 27H263ZM227 27H229V26L227 25ZM235 27H236V26H235ZM244 27L246 28L247 26L244 25ZM248 27H249V26H248ZM258 27H259V26H258ZM258 27H256V29H257ZM261 27H259V28H261ZM189 28H191V27H189ZM229 28H230V27H229ZM182 29H184V28H182ZM234 29H236V28H234ZM240 29L243 30V27L240 28ZM248 29H249V28H248ZM207 30H208V28H207ZM207 30H206V32H208ZM222 30H223V29H222ZM222 30H221V31H222ZM242 30H241V31H242ZM251 30H254V29L252 28ZM258 30H259V29H258ZM260 30L262 31L263 29H260ZM195 31H196V30H195ZM195 31H194V33H193V31H191V32H190L191 35L193 34L192 36L195 37V38H196V36L199 37L198 33L195 34ZM204 31H205V30H204ZM209 31H210V30H209ZM237 31H240V30H237ZM249 31H250V30H249ZM256 31H257V30H256ZM202 32H203V30H202ZM206 32H204V33H206ZM223 32H224V31H223ZM227 32H228V31H227ZM250 32H251V31H250ZM254 32H255V30H254ZM257 32H258V31H257ZM257 32H256V33H257ZM259 32H260V31H259ZM190 33H187L186 36L189 35ZM208 33L210 34L211 32H208ZM245 33H246V31H245ZM248 33H249V32H247V35H250V34H248ZM256 33H255V34H256ZM166 34H167V33H166ZM170 34H171V32H170ZM170 34H169V35H170ZM194 34H195L196 36H194ZM206 34H207V33H206ZM206 34H205V36H206ZM209 34H208V35H209ZM217 34H218V33H217ZM230 34H231V33H230ZM230 34H229V38H230V36H231ZM253 34H254V33H253ZM253 34H252V35H253ZM263 34H264V33H263ZM173 35H174V34H173ZM175 35H176V34H175ZM210 35H211V34H210ZM215 35H216V34H215ZM223 35H224V34H223ZM227 35H228V34H227ZM227 35H226V37L228 38ZM236 35H240V33H239V34H236ZM256 35H257V34H256ZM259 35H261V34H259ZM259 35H258V36H259ZM178 36H180V34H179ZM178 36H177V37H178ZM183 36H184V34H183ZM186 36H185V37H186ZM232 36H233V34H232ZM155 37H156V36H155ZM155 37H154V38H155ZM163 37H164V36H163ZM171 37H172V35H171ZM171 37H169V38H171ZM190 37H191V36H190ZM198 37H197V38H198ZM202 37H203V36H202ZM210 37H211V36H210ZM210 37H208V38L210 39ZM215 37H216V36H215ZM218 37H219V36H218ZM224 37H225V36H224ZM224 37H223L222 39H224ZM234 37H235V36H234ZM238 37H239V36H238ZM245 37H246V36H244L243 39H245ZM250 37H251V36H250ZM250 37H249V38H250ZM195 38H194V40H196ZM200 38H201V37H200ZM220 38H221V37H220ZM220 38H217V40H216V38H214L215 41H217V42H215L216 44H215V43H211V45H213V44L217 45L218 42H220V41L222 40V39L220 40ZM229 38H228V39H229ZM231 38H232V37H231ZM255 38H256V37H255ZM152 39H153V38H152ZM166 39H167V38H166ZM173 39H174V38H173ZM178 39H180V38H178ZM178 39L176 38V41L179 42ZM181 39H182V38H181ZM181 39H180V41L184 40V39H182V40H181ZM203 39H204V38H203ZM203 39H201V40L203 41ZM206 39H207V38H206ZM206 39H205V40H206ZM225 39H226V38H225ZM235 39H237V37H236ZM235 39H234V40H235ZM246 39L248 40V37H247ZM246 39H245V40H246ZM256 39L258 40V38H256ZM260 39H261V38H260ZM162 40H164V38H163ZM168 40H169V39H168ZM185 40H186V39H185ZM199 40H200V39L198 38V41H199ZM239 40H241V37H240V39H238V40H236V41H239ZM245 40H244V41H245ZM247 40H246V41H247ZM252 40H254V38L249 39V41H247V42H249V44L245 41V42H246L245 47L248 46V45H250V44L255 43V42H250V41H252ZM146 41H147V40H146ZM158 41H159V40H158ZM170 41H171V40H170ZM186 41H188V44L191 43V42H189V39L186 40ZM186 41H185V46H184V47H186V45H187V44H186ZM198 41H197V42H198ZM209 41L211 42V41H213V39L211 38V40H209ZM162 42H163V41H162ZM178 42H176V43L174 42L175 45L178 44ZM195 42H196V41H195ZM195 42L193 41V38H192V44H191V46H194V44L197 43V42H196V43H195ZM200 42H201V41H200ZM213 42H214V41H213ZM228 42H229V41H225V45H227L226 43H228ZM240 42H241V41L236 42V43H237V44H236V47H234V51L232 50V51H233V52H232V51H231L232 48H231L230 46H233V45L235 46V44H234V42H232V39H231V43H233V44L228 45V46L230 47V51H228V53L231 52V56H232L233 53H234V55H235V49L238 50V48H239V49L241 48V47H238V43L240 44ZM259 42H260V41H259ZM229 43H230V42H229ZM229 43H228V44H229ZM263 43H264V40H263ZM162 44H163V43H162ZM179 44H180V43H179ZM222 44H224V42L221 41V45H222ZM256 44H257V43H255L254 45L257 46L258 44H257V45H256ZM160 45H161V44H160ZM175 45H174V46H175ZM183 45H184V44H183ZM183 45L181 44V47H182ZM199 45H200V44H199ZM207 45H208V44H207ZM240 45H241V44H240ZM240 45H239V46H240ZM261 45H263V44H261ZM151 46H152V45H151ZM162 46H163V45H162ZM174 46H171V47H174ZM222 46H223V45H222ZM228 46H226V47H228ZM157 47H158V46H157ZM184 47H182V48H184ZM210 47H211V46H210ZM213 47H215V46L213 45ZM213 47H212V49H213ZM218 47L221 48V47H220V43H219V46H218ZM218 47L216 46L215 49L218 48ZM226 47H225V48H226ZM245 47L243 46V48H245ZM250 47H251V46H250ZM260 47H261V46H260ZM169 48H170V46H169ZM177 48H178V47H177ZM243 48H241V50H242ZM252 48H253V47H252ZM155 49H158V48L155 47ZM160 49H161V48H160ZM174 49H175V48H174ZM178 49H179V48H178ZM187 49H188V48H187ZM201 49H202V48H201ZM228 49H229V48H228ZM254 49H255V48H254ZM258 49H259V48H258ZM188 50H189V49H188ZM190 50H191V49H190ZM190 50H189V51H190ZM193 50H194V49H193ZM196 50H197V49H196ZM203 50H204V49H203ZM237 50H236V51H237ZM261 50H262V49H261ZM186 51H187V50H185L184 52H186ZM201 51H202V50H200V53H201ZM222 51H223V49L221 50V52H222ZM225 51H227V48L225 49ZM225 51H224V52H225ZM249 51H250V50H249ZM151 52H152V50H151ZM180 52H183V51H180ZM187 52H188V51H187ZM206 52H207V51H206ZM238 52H240V51H238ZM238 52H237V53H238ZM152 53H153V52H152ZM190 53H191V52H190ZM173 54H174V53H173ZM179 54H180V53H179ZM196 54H197V53H196ZM221 54L223 55V53H221ZM261 54H262V53H261ZM188 55H189V54H188ZM204 55H205V54H204ZM225 55H228L227 52L225 53ZM234 55H233V56H234ZM156 56H157V55H156ZM158 56H159V55H158ZM161 56H162V55H161ZM180 56H181V55H180ZM229 56H230V55H229ZM236 56H238V55H236ZM187 57H188V56H187ZM195 57L197 58V56H195ZM223 57H224V56H223ZM226 57H227V56H226ZM234 57H235V56H234ZM160 58H161V57H160ZM171 58H172V57H171ZM201 58H202V57H201ZM205 58H206V57H205ZM212 58H213V57H212ZM156 59H157V58H156ZM169 59H170V58H169ZM206 59L208 60V58H206ZM213 59H214V58H213ZM222 59H224V58H221V60H222ZM226 59H227V58H226ZM233 59H235V58H233ZM233 59H231V60H233ZM237 59H238V57H237ZM152 60H153V59H152ZM163 60H164V59H163ZM177 60H178V58H177ZM177 60H176V61H177ZM188 60H189V59H188ZM192 60H194V59H192ZM239 60H240V59H239ZM174 61H175V60H174ZM183 61H184V60H183ZM189 61H190L189 63H191V60H189ZM208 61H209V60H208ZM211 61H212V60H211ZM218 61H219V58H218ZM229 61H230V60H229ZM234 61H235V60H234ZM236 61H237V60H236ZM148 62H149V61H148ZM179 62H180V61H179ZM203 62H204V61H203ZM205 62H206V61H205ZM205 62H204V63H205ZM212 62H213V61H212ZM220 62H221V61H220ZM220 62H218L217 65H219ZM226 62H227V61H226ZM258 62H259V61H258ZM150 63H151V61H150ZM158 63H160V61H159ZM193 63H194V61H193ZM204 63H203V64H204ZM206 63H207V62H206ZM222 63H223V61L220 63V65H221L220 67H221V68H220L219 66H218V68H217V67H213L214 70L220 68V69H221V72H222L223 69H226V68H228V67L230 68V65H228V64L226 65L225 68H224V67L222 68ZM238 63H239V62H238ZM254 63H255V62H254ZM177 64H178V63H177ZM191 64H192V63H191ZM195 64H197V61H196ZM212 64H214V63H212ZM146 65H148V64H146ZM160 65L162 66V64H160ZM165 65H166V63H165ZM169 65H170V64H169ZM184 65H185V64H184ZM199 65H201V64L199 63ZM204 65H207V64H204ZM208 65H209V64H208ZM208 65H207V66H208ZM215 65H216V62H215V64H214V66H215ZM224 65H225V64H224ZM236 65H237V63H236ZM148 66H149V65H148ZM150 66H151V65H150ZM161 66H160V69H162ZM167 66H168V65H166V68H167ZM186 66H187V65H186ZM210 66H211V65H210ZM210 66H209V67H210ZM231 66H232V64H231ZM256 66H257V65H256ZM145 67H146V66H145ZM164 67H165V66H164ZM164 67H163V68H164ZM188 67H191V68H192V65H191V66L189 65ZM188 67H187V68H188ZM204 67H205V68L200 67L199 69L202 68V70L204 71L205 69L207 70V69L209 68V67L206 68V66H204ZM183 68L186 69V67H184V66H183ZM213 68H212V66H211V69H212V70H213ZM152 69H153V68H152ZM158 69H159V67L157 68V70H158ZM168 69H170V67H169ZM172 69H174V70H173V71H174L173 73L178 72L177 70H175V67H174V68L172 67ZM177 69H179V68L177 67ZM189 69H190V68H189ZM192 69H193V70H194V69L196 70L195 67H193ZM192 69H190V70H192ZM199 69H198V71H199ZM249 69H250V68H249ZM154 70H155V68H154ZM170 70H171V69H170ZM187 70H188V69H187ZM193 70H192V72H195V70H194V71H193ZM212 70H211V71H212ZM214 70H213V72H211L213 75H214V74H217V71L214 72ZM262 70H263V69H262ZM125 71H127V70H125ZM125 71H124V72H125ZM207 71H209V74L207 73ZM207 71H205V73H207L208 76H209V75H210V70L208 69ZM234 71H235V70H234ZM234 71H233V72H234ZM164 72H165V70H164ZM167 72H168V71H167ZM170 72H171V71H170ZM182 72H183V71H182ZM200 72H201V71H200ZM218 72H220V71H218ZM221 72H220V73H221ZM226 72H227V71H226ZM226 72H225V74H226ZM231 72H232V71H231ZM178 73H180V72H178ZM229 73H230V71H229ZM132 74H134V73H132ZM161 74H162V72H161ZM163 74H164V73H163ZM182 74H183V73H182ZM182 74H181V75H182ZM212 74H211L210 77H208V76H206V77H207V79H208V78H209V79L211 78L212 81H214V80L216 79L215 77H216L217 75H215V77L213 76V78H212ZM225 74H224V75H225ZM129 75H130V74H129ZM135 75H136V74H135ZM135 75H134V76L132 75V76L135 77ZM143 75H144V73H143ZM171 75H172V74H171ZM176 75H177V74H176ZM204 75H205V74H204ZM220 75H221V74H220ZM222 75H223V74H222ZM137 76H138V75H137ZM144 76H145V75H144ZM165 76H166V75H165ZM165 76H164V77H165ZM201 76H203V74H202ZM248 76H249V75H248ZM263 76H264V75H263ZM151 77H152V76H151ZM157 77H158V76H157ZM164 77H163V78H164ZM171 77H173V75H172ZM175 77H176V76H175ZM187 77H188V76H187ZM191 77H192V76H191ZM191 77H190V78H191ZM219 77H220V76H219ZM261 77H262V76H261ZM145 78H146V77H145ZM165 78H166V77H165ZM168 78H169V76H168ZM177 78H179V76H177ZM180 78H181V77H180ZM202 78H203V77H202ZM202 78H201V79H202ZM246 78H247V77H246ZM170 79H175V78H170ZM170 79H169V82H166V83H163V82H157V83H158V84H157V83L155 82L158 86L155 85V83H153V87H154V85H155V88H154V89H157V90H158L157 92L155 91L154 93H156L157 95H159L160 93H158V92H162V93L166 96V98L163 99V103H165V102L168 103V102L170 101V99H168L169 101H167L166 99H167L169 96H170V98H171V96H172L171 94H172V92H173V89H174L176 86H178V85L180 84L179 81H178L179 83H177L176 79H175L176 82H175L174 80H170ZM184 79H185V78H184ZM201 79H200V80H201ZM204 79H205V77H204ZM207 79H206V80H207ZM220 79H221V78H220ZM222 79H223V78H222ZM252 79H253V78H252ZM133 80H136V79L134 78ZM137 80H138V78H137ZM164 80H166V79H164ZM179 80H180V79H179ZM182 80H183V79H182ZM187 80H188V79H185V81H184V80L181 81V82H183L182 84H184V86H185V84H187V83H186ZM197 80H198V79H197ZM200 80H198L197 82H196V81L192 82L193 84L191 83V86L194 85V86H192V88L194 87V89H190L191 87L189 86L190 88H188V89H189L190 91L193 90L194 92H192V93L189 95V94H188L189 92L187 91V94L184 93V94H186L184 97H181V96H180V97L182 98L181 100H184V98L187 97V98L184 100V104H185V101L187 100V103H188V104H189L190 102H192L191 105H190V106H185V107H184V104H183V106H182L181 104H179V105L182 106V107H181V110H180V108H179L180 106L177 104L178 107L175 108V109L177 110V112H176L177 114L174 115V116L177 117L182 111L184 112V113H183L184 115H185L187 112H190V114H192V113L196 110V108L199 107V106L197 105V103H195V101H194V100H196V99L198 98V97L196 98V96H198L199 93H200L202 96H204L205 99H207V98H206L207 96H208V98L211 97V95H210V97H209V90L206 89V86L208 87V85H206V86L204 85L203 87H201L203 84L206 83L205 80H203L204 83H203L202 80H201V83H202V84H201V85L199 84V86H198V83H200V82H199ZM242 80H243V79H242ZM261 80H262V79H261ZM130 81H131V80H130ZM146 81H147V80H146ZM173 81H174V82H173ZM208 81L211 82V80H208ZM208 81H207L206 84H209V83H210V82H208ZM218 81H219V80H217V82H218ZM133 82H134V81H133ZM138 82H139V81H138ZM195 82H196L197 84H194ZM257 82H258V81H257ZM188 83H189L188 85H190V82H189V81H188ZM211 83L214 84L213 82H211ZM248 83H249V82H248ZM128 84H129V83H128ZM139 84H140V83H139ZM141 84H143V83H141ZM144 84H145V83H144ZM144 84H143V85H144ZM151 84H152V83H150V84H148V85L151 86ZM177 84H178V85H177ZM226 84H227V83H226ZM123 85H124V84H123ZM135 85H136V84H134V85L132 84L131 86H134V88H135V87L137 86V85H136V86H135ZM180 85H181V84H180ZM209 85H211V84H209ZM129 86H130V84H129ZM140 86H141V85H140ZM145 86H146V85H145ZM212 86H213V85H212ZM126 87H127V85H126ZM137 87H138V86H137ZM178 87H180V86H178ZM181 87H182V86H181ZM235 87H236V86H235ZM242 87H243V86H242ZM176 88H177V87H176ZM213 88H214V87H213ZM258 88H259V86H258ZM261 88H262V87H260V89H261ZM132 89H133V88H132ZM180 89H181V88H180ZM186 89H187V88H186ZM256 89H257V88H256ZM263 89H264V88H263ZM126 90H127V88H126ZM135 90H137V89L135 88L134 91H135ZM138 90L140 91V89H138ZM148 90H149V89H148ZM151 90H153V89L151 88ZM174 90H175V89H174ZM177 90H179V89L177 88ZM206 90H207V91H206ZM211 90H212V89H211ZM246 90H247V89H246ZM153 91H154V90H153ZM153 91H150L149 93H152ZM179 91H180V90H179ZM257 91H258V90H257ZM257 91H256V93H257ZM259 91H260V90H259ZM132 92H133V91H132ZM132 92H131V93H132ZM136 92H137V91H136ZM177 92H178V91H177ZM177 92H175V93H177ZM181 92H182V91H181ZM127 93H128V92H127ZM131 93H130V94H131ZM133 93H135V92H133ZM162 93H161V94H162ZM207 93H208V95H207ZM214 93L218 94L217 92H214ZM248 93H249V92H248ZM250 93H251V92H250ZM263 93H264V92H263ZM163 94H162V95H163ZM210 94H212V93L210 92ZM240 94H241V92H240ZM254 94H255V93H254ZM254 94H251V95H254ZM260 94H262V93H260ZM128 95H129V93H128ZM131 95H132V94H131ZM148 95H149V94H148ZM162 95H161V98H162ZM168 95H169V96H168ZM180 95H181V94H180ZM221 95H222V94H221ZM255 95H256V94H255ZM262 95H263V94H262ZM132 96H133V95H132ZM134 96H135V95H134ZM138 96H139V95H138ZM165 96H164V97H165ZM167 96H168V97H167ZM175 96H176V95H175ZM202 96H200V98H202ZM216 96H217V95H216ZM223 96H224V95H223ZM180 97H178V98H180ZM218 97H219V95H218ZM255 97H256V96H255ZM260 97H261V96H260ZM263 97H264V96H263ZM129 98H130V96H129ZM133 98H134V97H133ZM150 98H152V96H151ZM159 98H160V96H159ZM159 98H158V97H156L155 99L152 98V99L154 100V103H155V104H157V101L159 102ZM161 98H160V102L157 104L158 106L155 105V104H154L155 106H154V105H151V106H153V107H152L151 109H149V110H147V109L144 110L147 106H146V107H143V108H142V111H139V113L142 112L141 115L138 113V110L136 109V108L139 106L138 104H140V103L137 104V105H138L137 107H136V105L134 106V104L136 103V102L134 101L135 99L133 100L134 102H133V101L131 102V103H133L132 106H133L134 108L131 107V109H130V105L127 104V105H128V107H126L127 110H124V111H123V112H124V113H123L124 115H121V116H120V117H124L122 123H124V125H126V126L123 127V128H127V129H128V127H130L129 130L131 131V130L134 129L133 127H135V126L131 127L133 124H135L136 126H138L139 123H142V124H143V123H145V121H147L148 123H150V122H149V120H150L149 117L152 116V114H154V113H155V114H156V113H157V114H158V113H159V114H160V113H163V111H162L163 108H162V107H164V106H162V107L160 106L161 108L159 107V104H162V100H161ZM172 98H174V97H172ZM195 98H196V99H195ZM200 98H198L199 101H200ZM214 98H216V97L214 96ZM214 98H213V101H214ZM234 98H235V97H234ZM240 98H242V97H240ZM246 98H247V97H246ZM250 98H251V96H250ZM139 99H140V98H139ZM156 99H157V100H156ZM202 99H203V98H202ZM202 99H201V101L208 102V101H205L204 99H203V100H202ZM248 99H249V98H248ZM252 99H254V96H253ZM130 100H132V99H130ZM147 100H148V99H147ZM150 100H151V99H150ZM155 100H156V101H155ZM164 100H165V102H164ZM171 100L174 101L173 99H171ZM177 100H178V99H177ZM207 100H208V99H207ZM209 100H211V99H209ZM215 100H216V99H215ZM260 100H261V99H260ZM260 100H259V101H260ZM151 101H152V100H151ZM151 101H149V103H148V101H145V103L142 102L141 105H143V103H144V104H146V103L150 104ZM172 101H171V102H172ZM178 101H179V100H178ZM178 101H177V102H178ZM188 101H190V102H188ZM213 101H212V103H213ZM250 101H251V99H249V102H250ZM252 101H253V100H252ZM139 102H141V101H139ZM174 102H175V101H174ZM179 102H180V101H179ZM234 102H236V101L233 100V103H234ZM238 102H239V101H238ZM238 102H237V103H238ZM255 102H256V101H255ZM257 102H258V101H257ZM180 103H183V101L180 102ZM215 103H216V102H215ZM228 103H230V102H228ZM233 103H231V106H233V105H232ZM237 103H236V104H237ZM251 103H252V102H251ZM260 103H263V102H260ZM152 104H153V101H152ZM222 104H223V103H222ZM226 104H227V103H226ZM238 104H239V103H238ZM240 104H241V101H240ZM240 104H239V105H240ZM243 104H244V102H243ZM247 104H248V102H247V103L245 102L246 107H249L250 104H248L249 106H248ZM252 104H253V103H252ZM254 104H256V103H254ZM254 104H253V105H254ZM164 105H166V104H164ZM167 105H168V104H167ZM170 105H171V104H170ZM170 105H169V106H170ZM256 105H257V104H256ZM262 105H263V104H262ZM81 106H82V105H81ZM151 106L148 105V108L151 107ZM169 106H168V108H167V106H165V108L169 109ZM197 106H198V107H197ZM224 106H226V105H224ZM243 106H244V105H243ZM140 107H142V106H140ZM140 107H138V108H140ZM173 107H175V106H173ZM211 107H212V106H211ZM211 107H210V108H211ZM226 107H227V106H226ZM226 107H225V108H226ZM228 107H229V105H228ZM228 107H227V108H228ZM237 107H238V105H237ZM251 107H252V106H251ZM251 107H250V108H251ZM96 108H97V107H96ZM113 108H115V107H113ZM128 108H129V109H128ZM177 108H179V111H178ZM199 108H200V107H199ZM222 108H223V107H222ZM227 108H226V110H227ZM231 108H232V107H231ZM239 108H240V107H239ZM239 108H238V109H239ZM253 108H254V107H253ZM48 109H49V107H48ZM160 109H162V110H160ZM172 109H173V108H172ZM194 109H195V110H194ZM207 109H208V108H207ZM96 110H97V109H96ZM98 110H99V109H98ZM109 110H110V109H109ZM170 110H171V109H170ZM170 110H169V111H170ZM193 110H194V111H193ZM203 110H205V109H203ZM213 110H214V109H213ZM226 110H225V111H226ZM230 110H231V109L229 108V110H228L227 112L224 111L225 114H226V116H228L227 118H230V121L228 120V122H226V118L223 119V117H224L223 115H225V114H222V115H221V113H222L223 111L220 113V115L222 116L221 120H222L223 125L220 126V123H219V122H217V124H216L217 126H220L219 128L217 127V128L219 129V132H217V133H218L217 136L220 135V136L218 137V139L221 138L222 135H223V138H224V134H227V135H228V136L226 135V137H231V136L229 135V132L231 131V130H229V129H231V128L226 127V124H228V125H231V124L234 125L235 122L237 123V121L242 120L241 118H240L239 120H237L238 117H243V116H239L240 114H242V115H246V113H244L245 111L242 110L243 113H241V112L239 111V112L237 113L238 116H232V117H234V118H231V117L227 114ZM233 110H235V109L233 108L232 111H233ZM252 110H253V109H252ZM52 111H53V110H52ZM100 111H101V110H100ZM107 111H108V110H107ZM107 111H106V112H107ZM159 111H162V112H159ZM167 111H168V110H167ZM167 111H166V112H167ZM174 111H175V110H174ZM192 111H193V112H192ZM199 111H200V110H199ZM255 111H256V110H255ZM164 112H165V109H164ZM191 112H192V113H191ZM235 112H236V111H234L233 113H235ZM260 112H261V111H260ZM170 113H171V112H170ZM197 113H198V112H197ZM200 113H201V112H200ZM205 113H206V112H205ZM231 113H232V112H231ZM231 113H229V114L232 115L233 113H232V114H231ZM254 113H255V112H254ZM120 114H122V113H120ZM157 114H156V116H157ZM163 114H164V113H163ZM165 114L168 115V113H165ZM187 114H188V116L190 115L189 113H187ZM201 114H202V113H201ZM247 114H248V113H247ZM256 114H258V113H256ZM256 114H255V115H256ZM54 115H55V114H54ZM111 115H112V114H111ZM118 115H119V114H118ZM161 115H162V114H161ZM192 115H193V114H192ZM211 115H212V114H211ZM233 115H234V114H233ZM255 115H253V116H254V117H257V116H255ZM156 116L154 115L153 117H154V118H158V117H156ZM158 116H160V115H158ZM163 116H164V115H163ZM165 116H166V115H165ZM170 116H171V118L173 117L172 114H171ZM182 116H183V115H182ZM188 116H187V117H188ZM218 116H219V115H218ZM221 116H220V117H221ZM253 116H251V117H253ZM263 116H264V115H263ZM120 117L118 116L119 119H120ZM153 117H152V118H153ZM167 117H169V116H167ZM200 117H201V116H200ZM202 117H203V116H202ZM244 117H245V118H249L250 116H249V117H248V116H247V117L244 116ZM244 117H243V118H244ZM51 118H52V117H51ZM108 118H109V117H108ZM110 118H111V117H110ZM113 118H114V117H113ZM162 118H163V117H162ZM162 118H161V119H162ZM165 118H166V117H165ZM165 118H164V120L166 121ZM174 118H175V117H174ZM178 118H179V117H177V119H176V118H175V119L172 118V119H173L172 121H173V122H174V121H177ZM182 118H183V117H182ZM206 118H207V117H206ZM216 118H217V117H216ZM235 118H237V119H235ZM259 118H261V117H259ZM259 118H257V120H258ZM59 119H60V118H59ZM106 119H107V117H106ZM106 119H105V120H106ZM146 119H147V120H146ZM161 119H160V121L162 122L163 119H162V120H161ZM185 119H186V118H185ZM187 119H188V118H187ZM187 119H186V120H187ZM202 119H203V118H202ZM207 119H208V118H207ZM249 119H250V118H249ZM249 119H248V120H249ZM253 119H254V118H253ZM100 120H102L103 122L100 121ZM100 120H96V121H94V122H95V123H100V124L103 123V124H104V120H103V119H100ZM109 120H110V119H109ZM109 120H108V121H109ZM113 120H114V119H113ZM180 120H182V119H180ZM180 120H178V121H180ZM195 120H196V119H195ZM217 120H220V118L217 119ZM236 120H237V121H236ZM250 120H251V121H254V120H252V118H251ZM260 120H261V119H260ZM59 121H62V119L58 120V122H59ZM110 121L112 122V120H110ZM110 121H109V122H110ZM150 121H151V120H150ZM168 121H170V120H168ZM50 122H51V121H50ZM62 122H63V121H62ZM62 122H61V125H62ZM94 122L92 121L91 124H89V123H90V122H89L88 125L85 123L84 125H87V126L90 127ZM105 122H106V121H105ZM109 122H108V123H109ZM114 122H115V121H114ZM138 122H139V123H138ZM147 122H146L147 126L151 125V123L148 124ZM151 122H152V121H151ZM173 122H172V123H173ZM215 122H216V121H215ZM232 122H233V123H232ZM239 122H241V121H239ZM257 122H258V121H257ZM257 122H255V123H257ZM64 123H65V121H64ZM95 123H94L95 126H91V128H94V127H95V128L97 129L96 131H98L97 133H100V132L102 131V127H104L105 124H106V125L108 124L107 122H106L104 125H103V124H101V125L99 124L98 126L101 127V129L98 127V128L100 129V130H98V128H97V126H96L97 124H95ZM118 123L120 124V122L117 121L116 124H115V127H116V128H115V127H114V128L117 130L118 128L121 127V130H122V126H124V125L121 126V124H122V123H121L120 126H119ZM136 123H138V125H137ZM166 123H167V122H166ZM166 123H165V124H166ZM192 123H193V122H192ZM222 123H221V124H222ZM224 123H225V124H224ZM259 123H260V122H259ZM66 124H69V122L67 123V121H66V123H65L64 125H66ZM70 124H71V123H70ZM109 124H110V123H109ZM109 124H108V126H107L108 128H109V126L112 125V123H111L110 125H109ZM142 124H140V126H138L137 128H141V125H142ZM211 124H212V123H211ZM242 124H243V123H242ZM247 124H248V123H247ZM247 124H246V125H247ZM84 125L82 126V128L84 127ZM102 125H103V126H102ZM116 125H118V126H116ZM163 125H164V124H163ZM166 125H167V124H166ZM209 125H210V124H209ZM240 125H241V124H240ZM260 125H261V124H260ZM49 126H50V125H49ZM58 126H59V125H58ZM71 126H72V125H71ZM113 126H114V125H113ZM207 126H208V123H207ZM247 126H248V125H247ZM251 126L253 127V129L251 128ZM62 127H63V126H62ZM68 127H70V126H68ZM68 127L66 126V127H64V128H67V129H68ZM73 127H74V126H73ZM73 127H72V128H73ZM85 127H86V126H85ZM107 127H104V128H105V131H104V128H103V131H104L105 133H106V130L108 129ZM142 127H143V128H144V127L147 128L145 124H143ZM170 127H171V126H170ZM224 127H225V128H228V129H224ZM248 127H249L251 130H253V131L255 130L254 125H250V124H249ZM256 127H258V124H256ZM261 127H262V126H261ZM114 128H109V130H110V129H113V130H110L111 133L108 134V139H109L110 137L113 139V137H114V140H119V139L122 140V138H119V139H117V138H118L120 135H121V137H122V136H126V135H125L126 133L124 132V133H125V134H124V133L122 132V133H123V135H122L121 132H118L120 129H118V131H116ZM132 128H133V129H132ZM145 128H144V129H145ZM174 128H175V127H174ZM221 128H222V130H221ZM58 129H59V128H58ZM83 129H84V128H83ZM86 129H88V127H86ZM148 129H149V127H148ZM151 129H152V128H151ZM200 129H201V128H200ZM215 129H216V128H215ZM250 129H249V130H250ZM134 130H136V128H135ZM170 130H171V128H170ZM172 130H173V129H172ZM216 130H217V129H216ZM223 130H224V131H223ZM225 130H227V131H225ZM261 130H262V129H261ZM57 131H58V130H57ZM86 131H87V130H86ZM89 131H90V132H91V131H94V132H95V130H92V129L89 128V129H88V133H89V135H90V132H89ZM112 131H113V132H112ZM123 131H126V129H124ZM165 131H166V130H165ZM201 131H202V130H201ZM228 131H229V132H228ZM42 132H43V131H42ZM45 132H46V131H45ZM58 132H59V131H58ZM69 132H70V131H69ZM72 132H73V131H72ZM115 132H116V133L118 132V133H119V136H118V133L116 134ZM153 132H154V131H153ZM153 132L151 131V133H152L151 136H150V135H147V136L144 135V136H146L145 139H146L148 136L150 137V139H149L148 141H145V140H144V137H143V141H145L146 144H144V142H142V141H141V142H140V141L138 142V140H140L141 138L138 139V140H136V142H135V141L132 142V143H128V142H127V143H128V146H130V145H134V146H133V147L131 146V147L119 148L118 150H123V151H120L121 153H118L117 155L113 152V153L115 154V155H114V154L112 153L114 157H112V155L108 154V153H107L108 151H107V152H103V153H107V154H106L107 158H105L103 155H101V156L103 157V159H102V157L99 155V154H101L102 151H100L98 148L100 147V149H101V148H103V147H101L102 145L98 144L99 141H97V143H95V144L89 142L88 146L86 145L85 148L83 147V148L79 149V151L77 150L78 152H76V155H74V156H73V155H72V156L70 155V159H71V161H74L75 159H77V161L79 160V161H78V166H77V167H78V168H77L78 170L80 169V168H79V165H81V164L83 165L82 161L85 160L86 158L88 159V158L92 157V159H91L92 162H93V160H97V159H98V161L100 160L99 163H102L105 159H108V160H106V163H104V164L102 163V165L100 164V167L96 165V167H98V168H96L95 166H94L95 168H94L93 166L88 167V170H87V171H84V173H82V174L79 176V178L77 179L78 181H79V179H80V183L83 182V186H81V188L78 187V188H80L79 191H78V190H77V192L75 191L76 194H77V196H76V194L74 193V194H75L74 196H76L75 198H76L78 201H75V199L73 198V196H72V199H73L72 201H74V203L77 202L78 204L81 202V203L83 204V206H82V204L79 205V206H74V205L71 206V204H70L69 202H68V206H69V204H70V207L66 206V207L71 208V209L76 208V210L73 209V210H75V214H74L73 210H72V211L70 210V211L73 212V213L68 212L69 209H67V208L64 206V204H62V206H64V207L66 208V209L64 208L63 210H64V211L67 210L66 212L69 213V216H70V214H72V216H73V214H74V217H73L74 219H73V220H75V215H76V214L79 215L78 217H80L82 220H79V219H78V221H79L80 224H82V226H81L82 228L85 227V226H83V223H84L83 221H85L83 218H84V217H87V216H89V215H91V217H92V214H95V212L97 211L96 209H95L96 211L94 210V208L96 207V206L94 205V201L98 200L97 203L99 202L100 205H104L103 203L101 204V202H100V200H101L102 198H104V197H102L101 199H100L99 197H100V196H103V194H111V193H112V192H110V191H108V192H110V193H108V192H107V188L112 189L111 191L115 190V191H113L114 193H113L112 195H114V197H116L117 200H116L115 198H114V199H115L117 202H118V201L120 202L121 199L124 200V199L129 195V192L134 188V186H138L137 188H139V186L141 185V182H142V181H143L142 184L144 185V187H149L150 189L153 188V187H155V186H159V188H158L159 193L161 194V196L163 195V197H165V195H167V196L169 195V194H165V193H167V192H166V190L168 189L167 187L170 185V184L167 185L168 183H171V185H170V187H169L170 190H171V189H174V190H175L177 185H178V186H181V185H182L183 188H182V187H178V188H179L178 191L180 192L179 194L176 193L174 190H172V191H174V192L176 193L175 195H178V196H179V198L177 199V201H179V202H178V204H179L180 201H181V202L183 201V203H184V201L188 202V201H189V196H191L192 193H193V194L195 193V195H192V197H190V200H193V197H194V196H195L194 198H196V196L198 195L199 191L202 189L201 186H204V188H206V186H207V188H208V187H209L208 184L211 183V184H212L211 187L213 188V191H214L215 189H216V190L218 189V191H219L220 188L223 187V185L227 182V177H226V179H225L226 182H225V181L223 182V180H220V179H222V178L217 179L218 177H217V178L214 177L213 179H214V180L216 179L215 181L212 179V181L210 180L211 182H210V181H208L209 183L206 182V183H207L206 186H205V185H201V186H199L200 184H198V183H200V181H199L200 179L198 180L199 182L197 183V182H196L197 180H196L195 177H194V179H195L196 181H195L194 179H193V180H194L198 185H197L193 180H190V181L188 180L189 182H188L187 184H188V185L190 184V186H187V185H186L185 187H188V189H186V188L183 186V182L185 183V181H182V183H181L180 185H179L180 182H178V184L176 183L177 185L175 186V185H174L175 183H173V185H172V181H171V182H167L166 179H163V178L159 180V178L162 177V176H161V175H162V174H161V173H162L161 171H160V174H161L160 176H161V177L159 176L158 178H156V177H157L156 175H154V176L152 177V175L149 174V172H148L149 169L147 168V167H151L152 165L147 164V163H146V165H145V163H142V162H139L140 164H138V162H137V163L132 162V161H136V160H139V161H140V160L142 159V158H140V155H139L138 153L135 152L137 148H139V152H140V151H141V147H143L142 152H143V154H145V152H147V150L149 151V148H148L149 145L152 144V146H153V145L156 144V143L158 144V142L162 143V145H163V142H164V141H167V140L169 141V140H170L169 143H170L171 145L173 144V146H174V148H175L176 150H178V148H179V150H180L181 148H182L183 150H184V148L187 149V150H190V148H191V150H192V148L194 147V146L192 147V144L195 143V142H197L196 140H198V139L195 138V136H196L195 134H197V133H195V131H194L195 134H193V135H190V133H189L190 131H187V132L184 131L183 133H181V132H177V131H175V130H174V132H169V133H167V132L164 133V132L161 131L160 134L157 133V132H155L156 134H154ZM232 132H233V131H232ZM260 132H261V131H260ZM48 133H49V132H48ZM79 133H80V132H79ZM88 133H87V134H88ZM97 133H96V132H95V133H92L93 135L91 134L90 136L86 134L87 137H86L84 134L82 135V133L79 134V135H80V136L82 135L81 137L84 136V137H86V138L93 136L92 139H94V134H97ZM101 133H102V132H101ZM107 133H108V130H107ZM107 133H106V135H107ZM112 133H115V134L117 135V138H115V136H114ZM149 133H150V132H149ZM161 133H163V134H161ZM186 133H187V134H186ZM188 133H189V134H188ZM192 133H193V132H191V134H192ZM202 133H203V132H202ZM204 133H205V135L207 136V138H209V141L206 140L207 142L204 143V145L207 144L206 146H204V147L206 148V150H205V149H203V150H204L205 152H207L208 155L210 156V155L213 154V153L210 154V152H212L213 150L216 149V148L214 149L213 147H216V145H217V142H216V143L214 142V141H216L217 137H216V138H215V136H212V137H211V135H212L211 132H210V134H209V132H206V131H205ZM206 133H208V135H207ZM238 133L240 134V132H238ZM238 133H237V134H238ZM243 133H244V131H243ZM41 134H43V133H41ZM56 134H57V133H56ZM69 134H70V133H69ZM111 134H112V135H111ZM199 134H201V133H199ZM230 134H231V135H232V134H233V135L235 134V135H234L235 137L237 136L236 133H234V132H233V133H230ZM239 134H238V136H240ZM261 134H262V133H261ZM70 135H72V134H70ZM77 135H78V133H77ZM79 135H78V136H79ZM97 135H98V134H97ZM110 135H111V136H110ZM194 135H195V136H194ZM201 135H202V134H201ZM203 135H204V134H203ZM205 135H204V136H205ZM213 135H216V134H213ZM233 135H232V136H233ZM254 135H255V133H254ZM254 135H252V136L254 137ZM42 136H44V135H42ZM47 136H48V135H47ZM68 136H69V135H68ZM72 136H73V135H72ZM112 136H113V137H112ZM197 136H198V135H197ZM208 136H209V137H208ZM234 136H233V137H234ZM238 136H237V140H238ZM241 136H242V134H241ZM241 136H240V137H241ZM262 136L264 137V135H262ZM74 137H75V136H74ZM76 137H77V136H76ZM198 137H200V136H198ZM201 137H202V136H201ZM44 138H45V136H44ZM44 138H43V139H44ZM111 138H110L109 140H111ZM194 138H195V140H194ZM204 138H205V137H204ZM243 138H244V137H243ZM79 139H80V137H79ZM82 139H83V138H82ZM84 139H85V138H84ZM147 139H148V138H147ZM147 139H146V140H147ZM166 139H167V140H166ZM205 139H206V138H205ZM224 139H225V138H224ZM235 139H236V138H235ZM35 140H36V139H35ZM121 140H119V141H121ZM141 140H142V139H141ZM172 140H173V141H172ZM193 140H194V141H193ZM219 140H220V139H219ZM219 140H217V141L219 142ZM226 140H227V139H226ZM226 140H223V141L226 142ZM230 140H231V139H230ZM230 140H229V141H230ZM241 140H242V139H241ZM249 140H251V139H249ZM258 140H260V139L258 138ZM258 140H257V141H258ZM39 141H40V140H39ZM123 141H124V142L121 141L122 144H123V143H126V140H123ZM149 141H150V142H149ZM151 141L154 142V143H151ZM168 141H167L166 143H168ZM199 141H200V140H199ZM212 141H213V144H216V145H213L212 143H210V142H212ZM223 141H222V142H223ZM235 141H236V140H235ZM238 141H239V140H238ZM54 142H55V141H54ZM56 142H57V141H56ZM111 142H112V141H111ZM121 142H120V143H121ZM147 142L149 143L148 145H147ZM174 142H175V143H174ZM192 142H193V143H192ZM220 142H221V141H220ZM225 142L222 143V147H221V145H220L219 147H221L222 149H224V147H226V146H224V144H226ZM227 142H228V141H227ZM242 142H244V141H242ZM242 142H240V143H242ZM248 142H249V141H248ZM250 142H251V141H250ZM259 142H260V141H259ZM86 143H87V142H86ZM127 143H126V144H127ZM135 143H137V144H135ZM150 143H151V144H150ZM160 143H159V144H160ZM228 143H229V142H228ZM228 143H227V144H228ZM251 143H252V142H251ZM29 144H30V143H29ZM31 144H32V143H31ZM53 144H54V143H53ZM90 144H91V145H90ZM96 144H97V145H96ZM101 144H103V143L101 142ZM126 144H125V145H126ZM159 144H158V145H159ZM170 144H168L167 146H171ZM174 144H175V145H174ZM211 144H212V146H211ZM219 144H221V143H219ZM219 144H218V145H219ZM227 144H226V145H227ZM230 144H231V141H230ZM230 144H229V145H230ZM260 144H261V143H260ZM263 144H264V143H263ZM41 145H42V144H41ZM95 145H96V146H95ZM125 145H122V146H125ZM164 145H165V144H164ZM180 145L183 146V147H181ZM197 145H200V144H197ZM33 146H34V145H33ZM50 146H51V145H50ZM144 146H147V147H144ZM159 146H160V145H159ZM159 146L156 145L155 147H153V149H152V147L150 146V148H151V150H150L151 157H152L153 154H155L154 152H153V154H152V150L155 149V152H156V149H157L156 147H159ZM173 146H172V147H173ZM223 146H224V147H223ZM230 146H231V145H230ZM230 146H229V147H230ZM233 146H234V145H232L231 147H233ZM236 146H238V147H236ZM236 146H235V147H236L235 150L237 149V151H235V152H233V153H234V156L237 155L236 157H238L239 154L242 153V150H243V149H241L242 144H237ZM250 146H252V145L250 144ZM255 146H256V145H255ZM163 147H164V146H163ZM172 147H171V149H172V150H175V149H173ZM204 147H202V148H204ZM219 147H218V149H219V151H220V148H219ZM227 147H228V146H227ZM227 147H226V148H227ZM229 147H228V148H229ZM231 147H230L229 149H230V151L232 152ZM246 147H247V146H246ZM248 147H249V146H248ZM248 147H247V148H248ZM252 147H253V146H252ZM49 148H50V147H49ZM145 148H146V149H145ZM160 148H162V146L159 147L158 151L160 150ZM165 148H166V145H165ZM167 148L169 149V147H167ZM194 148H196V147H194ZM197 148H198V147H197ZM212 148H213V150L211 151L210 149H212ZM226 148H225V151H226ZM228 148H227V149H228ZM233 148H234V147H233ZM247 148H246V149H247ZM97 149H98V152L100 151L99 154L96 153V152H97ZM162 149H164V148H162ZM182 149H181V150H182ZM198 149H201V148L199 147ZM229 149H228V150H229ZM238 149H239V150H238ZM240 149H241V150H240ZM244 149H245V148H244ZM101 150H103V149H101ZM144 150H145V151H144ZM176 150H175V152H176ZM181 150H180L181 153H183V152L185 151V150H184V151H181ZM187 150L184 152L185 155L182 154V155H184L183 157H182V155L180 154V152L178 151V152H179V155H181V156H178V157H182V158H184V157L186 156V154H187ZM203 150H202V155L204 154ZM263 150H264V149H263ZM45 151H46V150H45V148H44V152H45ZM50 151H51V149H50ZM133 151H134L135 154L138 155V157H137V155H135V158L137 157L138 159H134V156H133V155H132L133 157H131V153H132ZM137 151H138V150H137ZM163 151H164V150H163ZM166 151H167V150H166ZM169 151H170V150H169ZM169 151H168V153H169ZM195 151L198 152L199 150H197V149H193V150L191 151V154H192V152H195ZM230 151H229V152H230ZM247 151H248V149H247ZM249 151H250V150H249ZM249 151H248V152H249ZM261 151H262V150H261ZM110 152H112V151H110ZM110 152H109V153H110ZM178 152H176V154H175L174 151H173V152H171V153H169V154H172V153H173V154L177 155ZM196 152H195V153H196ZM199 152H200V151H199ZM199 152L196 153L197 155L199 154L198 157H197V155H195L194 153H193V154H194L197 158H199V157L201 158V157H203V156H205V155L207 154V153H205V155L200 156L201 152H200V153H199ZM217 152H218V150H216V153H217ZM229 152L226 151V152L224 153V151H221L220 154H223V153H224V156H226L227 153H229ZM231 152H230V153H231ZM262 152H263V151H262ZM12 153H13V152H12ZM51 153L53 154V155H52L53 159L55 158V160L57 159L58 161L61 162V160H60V156H59V154H58L57 152H48L49 155L47 154L46 157H47V158L49 157V158H48L47 160H50V159L52 158V157L50 156ZM103 153H102V154H103ZM134 153H133V154H134ZM147 153H148V152H147ZM147 153H146V154H147ZM218 153H219V152H218ZM218 153H217V154H218ZM44 154H45V153H44ZM97 154H98V156L96 157L97 159H95V158L93 159L94 155L96 156ZM169 154L167 155V152H166L165 155H164V154H163V155L167 158V157L171 156V155H169ZM188 154H189V157H190L191 154H190V153H188ZM188 154H187V155H188ZM193 154H192V155H193ZM217 154H215V155H217ZM109 155H110V157H112V159L109 157ZM158 155H159V154H158ZM166 155H167V156H166ZM175 155H173V156H175ZM194 155H193V157H191V158H194ZM215 155L211 156V157L213 158L212 160H215V158H216L217 160H219V159H218L219 157H218V158H217V157H214ZM230 155H233V154H230ZM230 155L228 154L227 157H228V156L230 157ZM5 156H6V155H5ZM153 156H157V152H156V155H153ZM206 156H207V155H206ZM217 156H218V155H217ZM219 156H222V155H219ZM8 157H9V156H8ZM72 157H73V158H72ZM151 157H150L149 154H148V157H147V155H146V158H150V159H151ZM159 157H160V156H159ZM159 157L157 156V159H162V158H159ZM161 157H163V156H161ZM175 157H176V156H175ZM189 157H188V156L186 157L187 160H188ZM211 157H206V161H207V158H211ZM222 157H223V156H222ZM227 157H224V158L226 159ZM229 157H228V158H229ZM3 158H4V157H3ZM74 158H75V159H74ZM99 158H100V159H99ZM132 158H133L134 160H130V159H132ZM166 158H164V159H166ZM171 158H173V157H171ZM171 158H170V159H171ZM197 158H195V160H196ZM200 158H199V159H200ZM230 158L232 159V158H234V157L232 156V157H230ZM262 158H263V157H262ZM33 159H34V158H33ZM64 159H65L66 161H64V162L62 161L61 163H64V164H62V165H63V166L65 167V169H66V167L68 166L67 164H69L70 161H68V163L65 164V162H67V159L69 160V157H68V158L66 157V158H64ZM152 159H153V157H152ZM154 159H156V157H154ZM164 159H163V160H164ZM179 159H181V158H179ZM179 159H177V162H179ZM199 159H197L198 163H199V161H200ZM203 159H204V158H203ZM220 159H221V158H220ZM222 159H223V158H222ZM231 159H229V160H231ZM245 159H246V158H245ZM6 160H8V159L6 158ZM55 160H54V161H55ZM102 160H103V161H102ZM126 160H128L126 163H122V162H124V161H126ZM143 160H144V159H143ZM143 160H142V161H143ZM175 160H176V159H175ZM175 160H174V158H173V161H175ZM201 160H202V159H201ZM208 160H209V159H208ZM240 160H241V159H240ZM52 161H53V160H52ZM52 161H50V164H53V163H51ZM75 161H76V160H75ZM87 161H88V160H87ZM153 161H155V160H153ZM159 161H161V160H159ZM159 161H156V164H153V165L158 166V167L161 166V167H159V169L162 168L163 170H165L163 167L166 168V167L169 166L168 168H170V165H171L172 167H173V165H177V164H174V163H173V165H172L171 162H170L169 160H168V161L170 162V164H168L167 162L163 163V161H162V162H159ZM171 161H172V160H171ZM173 161H172V162H173ZM202 161H203V160H202ZM202 161H201V162H202ZM209 161H210V160H209ZM209 161H208V162H209ZM223 161H224V160H223ZM263 161H264V158H263ZM263 161H260V162H263ZM27 162H28V161H27ZM31 162H32V161H31ZM80 162H81V164H79ZM84 162H85V161H84ZM88 162H90V160H89ZM88 162H87V163H88ZM157 162H159V163H157ZM181 162H182V160H181ZM185 162H186V161H185ZM190 162H191V161H190ZM192 162H193V161H192ZM203 162H205V161H203ZM61 163H60V164H61ZM70 163H71V162H70ZM175 163H176V162H175ZM186 163H187V162H186ZM195 163H197V162L195 161ZM198 163H197V164H198ZM243 163H244V162H243ZM85 164H86V162H85ZM90 164H92V163H90ZM178 164H180V163H178ZM188 164H189V160H188ZM193 164H194V162H193ZM197 164H196V165L194 164V165L197 166ZM201 164H202V163H201ZM201 164H200V165H201ZM251 164L253 165V163H251ZM29 165H30V164H29ZM62 165H61V166H62ZM66 165H67V166H66ZM69 165H70V164H69ZM71 165H73V164L71 163ZM75 165H76V162H75ZM82 165H81V166H82ZM181 165H184L183 167H185V168L187 167V165L185 166L184 163H182ZM181 165H180V166H181ZM204 165H207V166H208L209 164L207 163V164H204ZM252 165H251V167H248L247 169H248V170H252L253 167L255 166V165H254V166L252 167ZM257 165H258V164H257ZM24 166H25V165H24ZM53 166H54V168H55V163H54L53 165H49L48 167H51V169H52ZM143 166H146V170H147V171H146L147 173H143V174H145V176L143 177L144 179L141 178V175H140V178H138L139 175H138V172H137V171L142 170ZM177 166H178V165H177ZM195 166H193V165L191 166V163H190V167H192L191 170L193 169V170H195V172L197 171V173H195L194 171H192V172H194V173L197 174V175H198V173H199V174H202V173H200L202 170L200 171V167H198L199 165L197 166V168H196ZM210 166H212V165H209V168H211ZM226 166H227V165H226ZM263 166H264V165H263ZM48 167L46 168V170L48 169ZM70 167H73V168L75 169L76 166H70ZM70 167L68 166V168L66 169V171H67V170H69V171L72 170V169H70ZM92 167H93V168H92ZM127 167H128L129 169L132 167V169H131L132 171H134V167L136 168L135 170H137V169L140 167V168H139L140 170L138 169V170L136 171V172H137V176H134V175H136V173H134V172H132V171H130L131 173L129 172L130 174H129L128 172H126V173L129 174V175H126V173H124V176H125V177H121V178H120L119 174H117V173L114 174V173H113L114 171L116 172L118 169H119V170H121V169H123V168H126V169H127ZM153 167H154V166H153ZM172 167H171V168H172ZM174 167H176V166H174ZM181 167H182V166H181ZM181 167L178 166V167H176V168L178 169V168H181ZM183 167H182V168H183ZM190 167H189V168H190ZM193 167H194V168H193ZM201 167H202V166H201ZM213 167H215V166H213ZM216 167H217V166H216ZM255 167H256V166H255ZM54 168H53V170H55ZM62 168H63V167H62ZM89 168H90V169H89ZM120 168H121V169H120ZM171 168H170L169 170H165V171H166V172H167V171H168V172H169V171H172ZM189 168H187V169L190 170ZM206 168L208 169V167H206ZM51 169L49 170V171H51V173H52V177H51V178H54L53 174L55 175V173H54V171L51 170ZM159 169H158V172H159ZM162 169H160V170H162ZM187 169H185V170H187ZM198 169H199V170H198ZM211 169H213V168H211ZM224 169H225V168H224ZM230 169H231V168H230ZM238 169H239V168H238ZM62 170L64 171V169H62ZM62 170H61V171H62ZM119 170H118V173L120 172ZM123 170H124V169H123ZM182 170H183V169H182ZM205 170H206V169H205ZM205 170H203L202 172L204 173ZM233 170H234V169H233ZM248 170H247L248 173L245 171L246 174H249V173H250ZM26 171H27V170H26ZM43 171H45V169H44ZM49 171H48V170L45 171L46 174H44V175H46V176H45V180H46V178H47L46 181H49V180H50L49 178H50V176H51V175H50L51 173L48 175ZM121 171H122V170H121ZM144 171H145V170H144ZM220 171H221V170H220ZM64 172H65V171H64ZM67 172H68V171H67ZM173 172H174V170H173ZM177 172L181 174V169H180V171H179V169H178ZM187 172L190 173V171H187ZM187 172H186V173H187ZM206 172H207V171H206ZM252 172H254V171H251V173H252ZM163 173H164V171H163ZM169 173H170V172H169ZM182 173H184V170L182 171ZM122 174H123V173H122ZM143 174H142V175H143ZM154 174H155V173H154ZM164 174H165V173H164ZM164 174H163V175H164ZM167 174H168V173H167ZM171 174H172V173H171ZM176 174H177V173H176ZM195 174H193V175H195ZM208 174H209V173H208ZM254 174H255V173H254ZM256 174H257V173H256ZM256 174H255V175H256ZM259 174H260V173H259ZM259 174H258V175H259ZM262 174H263V173H262ZM113 175H114V177H113ZM115 175H117V176L115 177ZM150 175H151V176H150ZM168 175H169V174H168ZM178 175H179V174H178ZM186 175H187V174H186ZM188 175H189V174H188ZM188 175L186 176V179H187V177L190 176V175H189V176H188ZM191 175H192V174H191ZM203 175H204V174H203ZM210 175H211V174H210ZM230 175H231V174H230ZM118 176H119L120 179L117 178ZM121 176H122V175H121ZM133 176L136 177V178H138V180H137L136 178H134ZM155 176H156V177H155ZM164 176H165V175H164ZM164 176H163V177H164ZM176 176H177V175H176ZM180 176H181V175H180ZM182 176H183V174H182ZM195 176H196V175H195ZM200 176H201V175H200ZM205 176H206V175H205ZM205 176H204V177H205ZM260 176H261V175H260ZM48 177H49V178H48ZM174 177H175V176H174ZM178 177H179V176H178ZM184 177H185V176H184ZM184 177H182V178H184ZM212 177H213V176H212ZM243 177H244V173H243ZM245 177H246V176H245ZM7 178H8V177H7ZM39 178H40V177H39ZM55 178H56V177H55ZM55 178H54V179H55ZM116 178H117V179H116ZM180 178H181V177H180ZM198 178H199V175H198ZM198 178H197V179H198ZM201 178H202V177H201ZM229 178H230V177H229ZM231 178H232V177H231ZM233 178H234V177H233ZM235 178H236V177H235ZM251 178H253V176H252ZM256 178H258V177H256ZM260 178H261V177H260ZM260 178H259V179H260ZM263 178H264V177H263ZM31 179H32V178H31ZM35 179H38V178H35V177H34V180H35ZM48 179H49V180H48ZM54 179H53V180H54ZM177 179H178V178H177ZM186 179H185V180H186ZM188 179H189V178H188ZM209 179H211V178H209ZM261 179H262V178H261ZM7 180H8V179H7ZM41 180H42V179H41ZM45 180H44V181H45ZM136 180H137V181H136ZM139 180H140V181H139ZM141 180H142V181H141ZM158 180H159V181L164 180V181H162L161 184H159V181H158ZM167 180H168V179H167ZM201 180H202V179H201ZM229 180H230V179H229ZM229 180H228V181H229ZM238 180H239V179H238ZM30 181H31V183H32V180H30ZM30 181H29V182H30ZM42 181H43V180H42ZM44 181H43V182H44ZM186 181H187V180H186ZM192 181H193V184L195 183L197 186H199V187H196V188H199V189H200V190L198 189L199 191H198L197 189H192V188L195 187V184L192 185V183H190V182H192ZM202 181H203V180H202ZM202 181H201V183H203ZM230 181H231V180H230ZM262 181H263L262 184H264V180H262ZM39 182H40V181H38V183H39ZM87 182H90L91 186H90V184L87 183ZM137 182H139L140 184H138ZM157 182H158V185H157ZM164 182H165L166 185L164 184ZM166 182H167V183H166ZM173 182H174V180H173ZM34 183H35V181H33V184H34ZM38 183H37V184H38ZM77 183H78V182H77ZM134 183H135V184H134ZM162 183H163L164 185H162ZM204 183H205V182H204ZM228 183H229V182H228ZM260 183H261V181H260ZM39 184H40V183H39ZM71 184H74V183H71ZM71 184H70V185H71ZM87 184H89V185L86 186ZM185 184H186V183H185ZM185 184H184V185H185ZM234 184H235V183H234ZM255 184H256V183H255ZM262 184H260L261 187L263 186ZM31 185H32V184H31ZM35 185H36V184H35ZM41 185H42V184H41ZM78 185H79V184H78ZM78 185H77V186H78ZM143 185H142V186H143ZM218 185H219V186H218ZM221 185H222V186H221ZM226 185H227V184H226ZM228 185H229V184H228ZM64 186H65V185H63V186H62L63 188L57 190L56 192L53 191V193H52V194L50 195V197H49V198H50V199H49L50 202H49L48 204H51V203L53 202V200H55V199H56V200L59 199L60 196H64V197H66V199L70 197V195H68V194L72 193V192H70V191L72 190L73 187H71V190H70V188H68L67 186H65V187H64ZM89 186H90V187H89ZM118 186H121V187H120V188H117ZM171 186H172V187H171ZM173 186H175V187H173ZM191 186H192V187H191ZM220 186H221V187H220ZM132 187H133V188H132ZM164 187H166L167 189L165 190L164 194H162L161 191L163 190ZM190 187H191V189H190ZM200 187H201V188H200ZM219 187H220V188H219ZM233 187H234V186H233ZM257 187H258V190L261 189L260 186L257 185ZM257 187L255 188V190L252 189L253 193H254V191L257 190ZM3 188H4V187H3ZM32 188H33L32 190H31V189L29 190L31 193H28V191H26L27 194H30V196L32 197V199H28L29 201L27 200V201L30 202V203L33 201V199H37V197L35 196L36 198H34L33 195H36V194H37V196H38L39 192L41 191V190H38V191H37V189H38V186H37V185L34 186V187H32ZM74 188H75V187H74ZM78 188L76 187V189H78ZM135 188H136V187H135ZM207 188H206V191H207ZM230 188H231V187H230ZM259 188H260V189H259ZM39 189H40V186H39ZM104 189L106 190V192L104 191ZM169 189H168V190H169ZM182 189H183V191H182ZM185 189H186L187 191L190 189L192 193H191V194H190V193H189V194H186V193L190 192V190H189L188 192H186ZM221 189H222V188H221ZM0 190H1V189H0ZM158 190H157V191H158ZM170 190H169V191H170ZM184 190H185V192H186L185 194H184ZM192 190H193V191H192ZM194 190H195L196 192H197V191H198V192L196 193ZM202 190H203V191H200V192H204V191H205L204 189H202ZM1 191H2V190H1ZM18 191H19V190H18ZM72 191L74 192V190H72ZM132 191H133V192H131L130 195H129L128 197H131L130 199L133 201V200H134V197H135V192H134V191H136V190H132ZM137 191L140 193V191H139L138 189H137ZM137 191H136V192H137ZM169 191H168V192H169ZM178 191H177V192H178ZM206 191H205V193H207ZM213 191H212V189L209 188V191H208V192L214 195L215 193H212ZM242 191H243V190H242ZM3 192H4V191H3ZM26 192H25V193H26ZM37 192H38V193H37ZM69 192H70V193H69ZM149 192H150V191H149ZM162 192H163V191H162ZM248 192H249V190H248ZM248 192H247V193H248ZM262 192H263V191H262ZM16 193H17V192H16ZM35 193H36V194H35ZM132 193H134V194H132ZM139 193H138L137 196H138V198L140 199V197H141V196H144V195H143V193H141V195H140ZM146 193H147V194H146ZM146 193H145V195H147V196H145V197H146V198H147V197L149 198V196H148V195H149L148 192H146ZM169 193H170V192H169ZM205 193H204V194H205ZM218 193H219V192H218ZM247 193H246V194H247ZM250 193H251V192H250ZM258 193H260V192H258ZM258 193H257V194H258ZM20 194H22L23 196H22V195H19L20 197L18 198V196H17V198L20 200V199L23 197V199L25 200V198H24V194H23V193H20ZM151 194H152V192H151ZM196 194H197V195H196ZM201 194H202V193H201ZM201 194H200V195H201ZM236 194H237V193H236ZM251 194H252V193H251ZM254 194H256V192H255ZM254 194H253V195H254ZM131 195H132V196L134 195V196L132 197ZM139 195H140V197H139ZM152 195H153V197H154L155 194H152ZM205 195H208V194H205ZM213 195H212V197H213ZM263 195H264V194H263ZM7 196H8V195H7ZM21 196H22V197H21ZM25 196H26V194H25ZM67 196H68V197H67ZM104 196H105V195H104ZM137 196H136V197H137ZM170 196H171V195H170ZM170 196H168V197H170ZM178 196H177V197H178ZM201 196H202V195H201ZM201 196H200V197H201ZM203 196H204V195H203ZM216 196H217V192H216L215 197H216ZM219 196L222 197L223 195H219ZM219 196H218V197H219ZM235 196H236V195H235ZM237 196H238V195H237ZM237 196H236V197H237ZM258 196H259V195H258ZM258 196H256V197H258ZM64 197H63V198H64ZM128 197H127V200L129 201V198H128ZM145 197H144V198H145ZM150 197H151V199L153 198L151 195H150ZM207 197H209V196H206L205 198H206V199H209V198H207ZM210 197H211V196H210ZM223 197H224V196H223ZM247 197H248V196H247ZM4 198H5V200L7 199V201H5V202H6V204H5V208H8L9 206L11 207V204H12V203H15V202H17L15 205H16V206L18 205V201H19V200L17 201L16 196L13 197V198L11 197L12 199H10V200H9V198H6V197H4ZM15 198H16V199H15ZM63 198H62V199H63ZM132 198H133V199H132ZM141 198H143V197H141ZM144 198H143V199H144ZM146 198H145V199H146ZM148 198H147V199H148ZM155 198H156V195H155ZM166 198H167V197H165V200H166V202H167L168 199H166ZM197 198H199V197L197 196ZM205 198H204V200H205ZM224 198H225V197H224ZM227 198H228V197H227ZM231 198H232V197H231ZM241 198H242V196H241ZM251 198H252V197H251ZM1 199H2V198H1ZM23 199H21V200H23ZM69 199H71V198H69ZM99 199H100V200H99ZM104 199H105V198H104ZM108 199H109V197H108ZM111 199H113L112 196H111ZM145 199H144V201L141 200V199H140V200H141L142 202H144V205H145L144 207H147V205H148V204L150 205V203H149V199H148V202H146ZM186 199H188V200H186ZM212 199L214 200V198H212ZM215 199H216V198H215ZM217 199H218V198H217ZM217 199H216V200H217ZM222 199H223V198H222ZM225 199H226V198H225ZM233 199H234V198H233ZM233 199H232L233 203H234V202L237 203V201H236L235 199H234V200H235V201H234ZM255 199H256V198H255ZM24 200H23V202H24ZM31 200H32V201H31ZM44 200H45V199H44ZM123 200H121L122 203H123ZM127 200H126V201H127ZM131 200H130V201H131ZM136 200H137V199H136ZM155 200H157L158 202L162 201L161 203H164L163 201H165L164 199L161 200V197H160V200H159V198H156ZM155 200L153 199L152 201L154 202ZM169 200H170V199H169ZM219 200H220V199H219ZM252 200H253V199H252ZM258 200H259V199H258ZM258 200H257V201H258ZM9 201H10V202H9ZM62 201H63V200H62ZM66 201H67V200H66ZM101 201H102V202H106L105 200H101ZM116 201H115V203H114L113 205L116 204V205L118 206V203H116ZM134 201H135V200H134ZM134 201H133V202H134ZM137 201H138V200H137ZM170 201H171V200H170ZM205 201H206V200H205ZM227 201H228V200H227ZM229 201H230V200H229ZM232 201H231V202H232ZM262 201H263V200H262ZM19 202H20V201H19ZM34 202H36V201L34 200ZM45 202H46V200H45ZM45 202H44V203H45ZM70 202H71V201H70ZM86 202H87V203H86ZM121 202H120V204H122ZM138 202H139V201H138ZM145 202H146V203H145ZM155 202H156V201H155ZM155 202H154V203H155ZM158 202L156 203V205H159V206H160V203H158ZM186 202H185V203H186ZM206 202L209 203L208 200H207ZM206 202H205V203H206ZM216 202H217V201H216ZM216 202H214V203H216ZM231 202H230V203H231ZM241 202H242V201H241ZM21 203H22V202L19 203V205H18L19 207L21 206ZM24 203H27V202H24ZM24 203H23V206H24ZM30 203H28V204H30ZM63 203H64V202H63ZM71 203H72V202H71ZM131 203H132V202H131ZM147 203H148V204H147ZM172 203H173V201H172ZM212 203H213V201H211V204H209V205H207V206L210 207V205H213ZM230 203H229V204H230ZM233 203H232V204H233ZM258 203H259V202H258ZM261 203H262V202H261ZM3 204H4V202H3ZM7 204H8V205H7ZM66 204H67V203H66ZM66 204H65V205H66ZM75 204H76V203H75ZM88 204H89V205H88ZM95 204H96V203H95ZM120 204H119L118 207L121 206ZM125 204H126V203H125ZM136 204H137V203H134V205H136ZM165 204H166V205H165ZM165 204H163V205H165V206H166V207L164 206L165 209L168 210L169 208H167V207H168L169 204H168V203H165ZM167 204H168V205H167ZM174 204H175V203H174ZM180 204L183 205L182 203H180ZM180 204H179V205H180ZM232 204H230V205H232ZM234 204H235V203H234ZM234 204H233V205H234ZM237 204H238V203H237ZM0 205H1V204H0ZM12 205H13V204H12ZM15 205H13V206H15ZM55 205H56V204H55ZM93 205H94V206H93ZM100 205H99V206H100ZM153 205H154V204H153ZM181 205H180V206H181ZM216 205H217V204H216ZM259 205H260V204H259ZM16 206H15V207H16ZM23 206L20 207L21 210H22V209L24 210V207H25V206H24V207H23ZM86 206H88V207H86ZM99 206H98V207H99ZM105 206H106V205H105ZM111 206H112V205H111ZM117 206H115V207H117ZM123 206H124V204H123ZM130 206H131V204H130ZM132 206H133V205H132ZM171 206H172V205H171ZM175 206L178 207L177 202H176V205H175ZM3 207H4V206H3ZM10 207H9V208H10ZM47 207H48V209H47ZM47 207H46V210H47V211H46L45 208H44L45 211L42 210V212H40V213H41L40 216H41V217H44L45 220L47 219V222H48L49 219L51 220V218H50L51 216H49V214L51 213L50 208H51L52 210H53V208H54L56 211H57V209H56V207H53V206H51V207L47 206ZM52 207H53V208H52ZM60 207H61V206H60ZM60 207H59V208H60ZM89 207H90V208H89ZM93 207H94V208H93ZM98 207H97V208H98ZM121 207H122V206H121ZM133 207H134V206H133ZM137 207H138V210H139V208H140L139 205H137ZM153 207H154V206H153ZM155 207H156V206H155ZM161 207H162V206H161ZM164 207L162 208L163 211H164ZM230 207H231V206H230ZM242 207H243V206H242ZM260 207H261V206H260ZM1 208H2V205H1ZM1 208H0V209H1ZM5 208H3V209H5ZM9 208H8V210H9ZM25 208H26V207H25ZM59 208H58V211L60 212V210H61V212H63V210H62L61 208H60V209H59ZM77 208H78V209H77ZM101 208L103 209L104 207H101ZM105 208H106V207H105ZM142 208H143V207H142ZM159 208H160V207H159ZM175 208H176V207H175ZM191 208H192V207H191ZM205 208H206V207H205ZM215 208H216V206H215ZM20 209H19V211H17V212H20ZM117 209H118V208H117ZM130 209H131V208H130ZM134 209H135V208H134ZM148 209H149V208H148ZM156 209H158V208L156 207ZM162 209H161V210H162ZM193 209H194V208H193ZM208 209H209V208H208ZM228 209H230V208H228ZM259 209H260V208H259ZM6 210H7V209H6ZM6 210H5L4 212H3L2 209L0 210V214H1V215H0V218H1V219H2V218H3L4 220H5L6 218L8 219V216H10V214H11L12 211H13L12 209H11L12 211L10 210L11 212H9V211L7 210V212H8V213H7ZM17 210H18V208H17ZM93 210H94V211H93ZM105 210H106V209H105ZM111 210H112V209H111ZM118 210H119V209H118ZM141 210H142V209H141ZM146 210H147V209H146ZM150 210H151V209H150ZM183 210H184V209H183ZM187 210H188V209H187ZM191 210H192V209H191ZM214 210H215V209H214ZM244 210H245V211H244ZM244 210H243L242 212L240 211L241 214L244 212L242 215H244V214L246 215V214H247V210H246V209H244ZM58 211H57V214H56V212H55V214H56L57 216H58V213H59ZM101 211H102V210H101ZM101 211L98 210L96 213L98 214V212L100 213ZM143 211H144V209H143ZM148 211H149V210H148ZM163 211H162V212H163ZM210 211H211V210H210ZM229 211H231V209L228 210V211H226V212H229ZM234 211H235V210H234ZM234 211H233V213H230V214H231V215H232V214H235L236 212H234ZM17 212H16V213H17ZM21 212H22V211H21ZM61 212H60V215L63 216V217L65 218V220H66L68 216L65 217V215H68V213L66 214L65 212H63V213H61ZM113 212H114V211H113ZM121 212H122V211H121ZM171 212H172V210H171ZM171 212H170V213H171ZM189 212H190V211H189ZM189 212H188V213H189ZM206 212H207V211H206ZM206 212L203 211V210L200 211V210H197V209H196V211L194 212V214H193V212L190 213V214H193V215H190V214L187 213V214H186L187 217H186L185 215H184V217H186L185 219H187V220H188V218L191 219V217H192V218L195 217L196 219H197V218L200 219L202 216H205L204 213H206ZM231 212H232V211H231ZM238 212H239V211H238ZM6 213L8 214V216H7V215H4V214H6ZM38 213H39V212H38ZM48 213H49V214H48ZM101 213H103V212H101ZM101 213H100V214H101ZM125 213H126V212H125ZM159 213H160V212H159ZM164 213H167V211L164 212ZM172 213H174V212H172ZM180 213H181V212H180ZM184 213H185V212H184ZM207 213H208V212H207ZM211 213H212V212H211ZM13 214H15L14 211H13ZM13 214H11V216H13ZM17 214H18V213H17ZM64 214H65V215H64ZM100 214H99V215H100ZM104 214H105V213H104ZM203 214H204V215H203ZM226 214H227V213H226ZM226 214H225V216H230L229 213H228L229 215H228V214L226 215ZM237 214H238V213H237ZM241 214H240V215H241ZM249 214H252V213H249ZM261 214H262V213H261ZM2 215H4V216H2ZM47 215H48L49 217H47ZM51 215H52V214H51ZM95 215H96V214H95ZM162 215H163V214H162ZM207 215H208V214H207ZM242 215H241V216H242ZM254 215H255V214H254ZM5 216H6V218H4ZM14 216H16V214H15ZM14 216H13V217H14ZM32 216H33V214H32ZM36 216H37V215H36ZM97 216H98V215H97ZM97 216H96V217H97ZM101 216L103 217L102 214H101ZM105 216H106V215H105ZM182 216H183V215H182ZM256 216H257V215H256ZM41 217H39V218H40V219H43V218H41ZM46 217H47V218H46ZM58 217H59V216H58ZM89 217H90V216H89ZM89 217H87V219H88ZM96 217H92V218H95V219H96ZM99 217H100V216H99ZM162 217H163V216H162ZM184 217H183V218H184ZM237 217H238V216H237ZM33 218H34V217H33ZM33 218H31V219H33ZM36 218H37V217H36ZM69 218H70V217H69ZM69 218H68V219H69ZM111 218H112V217H111ZM158 218H159V217H158ZM223 218H224V217H223ZM260 218H262V217H260ZM3 219H2V220H3ZM31 219H30V220H31ZM40 219H39V220H40ZM60 219H61V218H60ZM60 219H59V220H60ZM68 219H67V220H68ZM87 219H86V220H87ZM90 219H91V218H90ZM90 219H88V220H90ZM97 219H98V217H97ZM99 219H100V218H99ZM99 219L96 220V221L98 222ZM103 219H104V217L101 219V221H104ZM132 219H133V218H132ZM149 219H150V218H149ZM151 219H152V218H151ZM162 219H163V218H162ZM165 219H166V218H165ZM240 219H241V218H240ZM244 219H245V218H244ZM30 220H28V221H30ZM50 220H49V222H50ZM91 220H92V219H91ZM93 220H94V219H93ZM111 220H112V219H111ZM159 220H160V219H158V221H159ZM177 220H178V219H177ZM183 220H184V219H183ZM225 220H227V218H224V219H223V221H225ZM6 221H7V220H6ZM28 221H27V223H26V221H25V224H23V223L21 222V223L23 224V226H21L22 224L20 223L21 225L17 226L18 228L16 227V229L13 228V230H12V229H10V230H6L7 232L3 229V233L0 232V236H1V237L3 236V237L6 238V236H7V238L9 239V240L6 239V240H8V242H6V243L3 245V246L6 247V248H4V247L2 246V243H3V241L5 240V238H3V241L0 239V241H2V242H1V246L4 248L3 251L5 250V251L7 252V255L2 256L3 254H6V253H1L2 250H0V264H13V263H14V264H34V263L32 262V261H33L32 259H29L28 257H27L28 259H27L26 257H25V258L23 257L24 254H26L27 246L24 247V248L26 249V250H25V249H23V246H22V245L25 244V241H26V240H27V242H28V241H29V238L32 236V235H30V234L28 233V234L30 235V237L26 235L28 238L24 241V239L26 238L25 234H26L27 231H29L30 225H31V228L34 227V225H33V224H29ZM32 221H33V220H32ZM36 221L39 222L37 219L35 220V222H36ZM41 221H42V220H41ZM41 221H40V222H41ZM60 221H61V220H60ZM80 221H81L82 223H81ZM101 221H99L98 223L100 224ZM126 221H127V220H126ZM158 221H157V222H158ZM161 221H162V220H161ZM165 221H167V222H165V223H167V224H165V226H166V225H168V220H165ZM195 221H196V220H195ZM223 221H222V224H221V225H222V229H227V228L230 229V226H228L229 224L226 225V226H228V227H226V226L223 225V224H224ZM252 221H253V220H252ZM1 222H2V221L0 220V223H1ZM8 222H9V221H8ZM8 222H7V223H8ZM42 222H44V220H43ZM47 222H46V223H47ZM52 222H54V221H52ZM69 222H70V221L68 220L66 223H69ZM72 222H74L73 224H75V222L77 223L76 220H75V221H72ZM92 222H93V221H92ZM121 222H122V220H121ZM133 222H134V221H133ZM153 222H154V221H153ZM163 222H164V221H163ZM163 222H162V224H163ZM215 222L217 223V222H219V221H215ZM220 222H221V221H220ZM257 222H258V221H257ZM177 223H178V222H177ZM226 223H227V222L225 221V224H226ZM240 223H241V222H240ZM35 224H36V223H35ZM38 224H40V223H38ZM43 224H44V223H43ZM48 224H49V223H48ZM48 224H47V225H48ZM73 224L70 225V223H69V225H70L72 228L75 226V225L73 226ZM85 224H88V223H85ZM93 224L95 225V223H93ZM93 224H92L91 227L88 225L89 228L91 229L90 232H92V230L94 231V228H95V227H93V226H94ZM102 224L104 225V223H102ZM135 224H136V223H135ZM156 224H157V223H156ZM160 224H161V223H160ZM173 224H174L173 222L170 223V225L172 226V228H173V226L176 228L177 225H178V224H176V220H175V224H176V225H175V224L173 225ZM247 224H248V223H247ZM27 225H29V227H28ZM40 225H42V223H41ZM69 225H66V227H67V226L69 227ZM76 225L78 226V224H76ZM130 225H131V224H130ZM130 225H129V226H130ZM181 225H182V224H181ZM217 225H220V224H217ZM35 226H36V225H35ZM44 226H45V225H44ZM48 226H49V225H48ZM48 226H45V227H48ZM77 226H76L75 228H73V229L75 230V229L77 228ZM88 226H86V227L84 228L86 231H85L84 229H82V228H80V229H78V230H79V231L82 230L81 233L84 234V233H83V230H84L85 233L88 232V230H87V229H89V228H87ZM95 226H96V225H95ZM160 226H161V225H160ZM165 226H163V227H165ZM183 226H184V225H183ZM211 226H212V227H211V228H212L211 231H212L213 229L215 230V229L217 228V226H216V228H214V227H213V226H214L213 224H211ZM52 227H53V226H52ZM66 227H64V225L61 224V227H56L55 229H54V228H53V229L47 228V229H50L51 232H49V230H48V233H49V235H50V233H51V237H52V232L56 234V235L53 236V237L55 238V237L57 236V233H58V235H59L62 231L65 230ZM71 227H69L70 231L73 230V229H71ZM130 227H131V226H130ZM132 227H133V226H132ZM132 227H131V228H132ZM152 227H153V226H152ZM163 227H162V229H163ZM166 227H168V226H166ZM166 227H165V228H166ZM240 227H241V226H240ZM240 227H239V228H240ZM246 227H247V226H246ZM262 227H263V226H262ZM262 227H259V230L257 229V227H256V229L260 232V228H262ZM31 228H30V230L32 231L34 228H33V229H31ZM37 228H38V227H37ZM96 228H97V227H96ZM96 228H95V229H96ZM134 228H135V227H134ZM136 228H137V227H136ZM136 228H135V229H136ZM157 228H158V227H157ZM170 228H171V227H169L168 229H170ZM172 228H171V233H172L173 230H174L173 233L178 232L177 230H178L179 227L176 228V232H175V229H174V228L172 229ZM198 228H199V227H198ZM200 228H202V227L200 226ZM200 228H199L198 231L201 230ZM204 228H206V230H207V229L209 228V226H208V228L204 226ZM239 228H238V229H239ZM247 228H248V227H247ZM247 228H245V226H244V229H243V228L239 229V232H240L241 230H244V231H245V229H246L247 231H250V230H248ZM6 229H7V228H6ZM39 229H41V227H39ZM39 229H38V231H39ZM44 229H45V228H44ZM97 229H98V228H97ZM106 229H107V228H106ZM109 229H110V228H109ZM112 229H113V228H112ZM120 229H121V228H120ZM150 229H151V228H150ZM166 229H167V228H166ZM166 229H165V230H166ZM168 229H167V230H168ZM238 229H234V230H237L236 233H239V232H238ZM249 229H250V228H249ZM253 229H254V228H253ZM256 229H254L255 232L257 231ZM263 229H264V228H263ZM263 229L261 230L262 232L264 231ZM36 230H37V229H35V231H34V230H33V231L36 233ZM74 230L71 232L72 234H73ZM98 230H99V229H98ZM146 230H147V229H146ZM152 230H153V228H152ZM167 230H166L165 232H166V233H169L170 231L168 230V232H167ZM181 230L184 231L183 228H181ZM203 230H204V229H203ZM203 230H201V231H203ZM209 230H210V229H208V231H209ZM214 230H213V231H214ZM219 230H220V231H223V230H221V229H219ZM219 230H216V231L218 232ZM231 230H233V229H231ZM234 230H233V232H234ZM0 231H1V230H0ZM65 231H66V230H65ZM107 231H108V230H107ZM120 231H121V230H120ZM120 231H118V232H120ZM127 231H128V230H127ZM129 231H130V230H129ZM132 231H133V230H132ZM134 231H135V230H134ZM136 231H137V229H136ZM136 231H135V232H136ZM156 231H157V230H156ZM196 231H197V230H196ZM196 231H194V232H196ZM198 231H197V232H198ZM201 231L199 232V233H200L199 235H201V236H203V237L206 238V236H207V234L205 233L206 231H205V232H202V233H201ZM211 231H209V236H208V237H210V235H211L210 232H211ZM213 231H212V232H213ZM224 231H225V230H224ZM226 231H228V229H227ZM258 231H257V232H258ZM29 232H30V231H29ZM59 232H60V233H59ZM66 232H67V231H66ZM68 232H69V230H68ZM68 232H67V233H68ZM76 232H77V231H75L73 235H75ZM97 232H98V231H97ZM121 232H122V231H121ZM150 232H152V231L150 230ZM185 232H186V231H185ZM190 232H193V230H190ZM190 232H189V233H190ZM214 232H215V231H214ZM214 232H213V233H214ZM241 232H243V231H241ZM241 232H240V233H241ZM257 232H256V233H257ZM259 232H258L257 234L261 237L262 235H260V234H263L264 232H263V233H262V232L259 233ZM37 233H38V232H37ZM45 233H46V235H48L47 232H45ZM45 233H44V234H45ZM67 233H66V234H67ZM71 233H70V234H71ZM79 233H80V232H79ZM115 233H116V232H115ZM129 233H130V234H129ZM129 233H127V234L131 236V232H129ZM154 233H155V232H154ZM162 233H163V232H162ZM173 233H172V234H173ZM179 233H180V232H179ZM186 233H187V232H186ZM189 233H187V234H189ZM207 233H208V232H207ZM229 233H231V231H229ZM229 233H228V234H229ZM240 233H239V234H240ZM246 233H247V232H246ZM42 234H43V233H42ZM44 234H43V235H44ZM61 234H62V233H61ZM72 234H71V235H72ZM91 234H92V233H91ZM95 234H96V233H95ZM110 234H111V232H110ZM119 234H120V233H119ZM132 234H133V233H132ZM135 234H136V233H135ZM169 234H170V233H169ZM191 234H192V233H191ZM193 234H194V233H193ZM203 234H206V236H204ZM214 234H215V233H214ZM217 234H219V233H217ZM220 234H221V233H220ZM223 234H224V232H223ZM226 234H227V233H226ZM234 234H235V232H234ZM239 234H238V235H239ZM241 234H242V236H243V233H241ZM241 234H240V235H241ZM249 234H250V232H249ZM249 234H248V236H249ZM71 235H70V236H71ZM73 235H72V236H73ZM77 235H78V232H77ZM88 235L90 236V234H88ZM97 235H98V234H96V237H97ZM116 235H117L118 238H119V235H118L117 233H116ZM121 235H122V234H121ZM125 235H126V234H125ZM195 235H196V237H197V234H196V233H195ZM195 235H194V236H195ZM238 235H237V236H238ZM245 235H246L247 239H249L250 236L248 237L247 234H245ZM254 235H255V234H254ZM23 236H25V237L23 238ZM38 236H39V235H38ZM61 236H62V235H60V237L57 236L55 239L59 240V239L61 238ZM79 236H80V235H79ZM79 236L76 237V235H75L74 238H76V239L78 240ZM99 236H100V235H99ZM133 236H134V235H132V238L129 237V236H127V238L129 237L130 240H131V242H132L133 240L136 241L137 238H139V235H137V234H136V236H138V237H137V238L135 237L136 240L133 239ZM140 236H141V235H140ZM150 236H151V235H150ZM167 236H168V235H167ZM171 236H173V235H171ZM176 236H177V235H176ZM212 236H214V235L212 234V235H211V238H213ZM217 236H218V235H217ZM237 236H236V237H237ZM259 236H258V237H259ZM263 236H264V235H263ZM263 236H262V237H263ZM1 237H0V238H1ZM18 237H19V238H18ZM45 237H46V236H44V238H45ZM64 237H65V238H64ZM82 237H84V236H82ZM82 237H80V238H82ZM86 237H87V235H86ZM86 237H85V239H86ZM91 237H92V236H91ZM91 237H89V238H91ZM94 237H95V236L93 235V237H92L93 239L91 240V242H89V241H87V240H86L87 242H85L84 238H82V240H84V242H85V244H83V245H81V243H82L83 241H82V242H79V241H78L80 244L78 245V244L76 243V245H78V246L80 247V248L78 247L80 251L78 250L77 253H81L82 251H83V252L87 251L86 248H85V246H87V249L89 248V249H88L89 252L92 253V255H94V254L96 255L97 253H95V251H96V249H97V246L99 247V245H96V243H94V244L92 245V241H94ZM96 237H95V238H96ZM121 237H123V236H121ZM121 237H120V238H121ZM174 237H175V236H174ZM183 237H184V236H183ZM187 237H188V236H187ZM187 237H186V238H187ZM218 237H219V236H218ZM220 237H221V236H220ZM223 237H224V236H223ZM238 237H239V236H238ZM238 237H237V238H238ZM243 237H245V236H243ZM243 237H242V239H243ZM246 237H245V238H246ZM32 238H33V237H32ZM46 238H47V240H49L50 237L47 236ZM46 238H45V239H46ZM54 238H50V239L54 240ZM58 238H59V239H58ZM63 238L66 240V242H68V240L66 239L67 236H65V234L63 235ZM63 238L60 239V241H61V240L63 241ZM71 238H72V237H71ZM87 238H88V237H87ZM115 238H116V237H115ZM164 238L166 239L167 237H164ZM164 238H163V239H164ZM171 238H173V237H171ZM178 238H179V237H178ZM178 238H176V239H178ZM256 238H257V237H256ZM21 239H23V240H21ZM76 239H75V240H76ZM101 239H102V238H101ZM168 239H169V237H168ZM207 239H208V238H207ZM226 239H227V238H226ZM252 239H253V238H252ZM34 240H35V239H34ZM39 240H40V239H39ZM42 240H43V239H42ZM47 240H45V242L42 241L41 245H42L43 243H46V245L43 244V245H45V247H46L47 244H48L47 242H51V244H52V243L54 244V243L57 241V240H55V241L52 242V240H49V241H47ZM88 240H89V239H88ZM95 240H96V239H95ZM107 240H108V239H107ZM120 240H121V239H120ZM127 240H128V239H127ZM130 240H129V241H130ZM159 240H160V239H159ZM171 240H172V239H171ZM228 240H229V239H228ZM230 240H231V239H230ZM245 240H246V239H245ZM249 240H250V239H249ZM255 240H256V239L254 238V241H255ZM260 240H262V242H263L264 238H263V239H260ZM260 240H259V241H260ZM35 241H36V240H35ZM60 241H58L59 244H60ZM62 241H61V242H62ZM103 241H104V240H103ZM160 241H161V240H160ZM162 241H163V240H162ZM168 241H169V240H168ZM208 241H209V240H208ZM208 241H207V243H208V245H209V242H208ZM225 241H226V240H225ZM225 241H223L224 243H223V242H222V243L225 244ZM256 241H257V243H258V240H256ZM4 242H5V241H4ZM20 242H21V243L23 242L24 244H23V243L21 244ZM27 242H26V245H27ZM30 242H31V240H30ZM37 242H38V241H37ZM40 242H41V241H40ZM66 242H65V243H66ZM69 242H71V241L69 240ZM74 242H75V241H74ZM74 242H73V243H74ZM84 242H83V243H84ZM88 242H89V244L91 243L90 246L87 245ZM104 242H105V241H104ZM107 242H108V241H107ZM118 242H120V241H118ZM136 242H137V241H136ZM170 242H171V241H170ZM204 242H205V241H204ZM214 242H216V241H214ZM227 242H228V241H227ZM236 242H238V241H236ZM243 242H245V241H243ZM247 242H248V241H247ZM247 242H245V243H246V244H249V243H247ZM251 242H253V241L250 240V244H251ZM33 243H34V241H33ZM112 243H113V242H112ZM124 243H126V242H124ZM129 243H130V242H129ZM129 243H128V244H129ZM165 243H167V242H165ZM174 243H175V242H174ZM210 243H211V242H210ZM216 243H218V245H220L219 242H216ZM263 243H264V242H263ZM51 244H50V246H51V248H52V245H53V244H52V245H51ZM57 244H58V243H56V244L53 245L54 248L57 246ZM67 244H69V243H67ZM97 244H98V243H97ZM114 244H115V243H114ZM116 244H118V243H116ZM137 244H139V243H137ZM137 244H136V245H137ZM172 244H173V243H172ZM203 244H204V243H203ZM212 244H214V243H211V245H212ZM223 244H221L222 247L224 246ZM236 244H238V243H236ZM259 244L262 246V243H259ZM6 245H8V246H6ZM30 245H31V244H30ZM36 245L39 246L38 243H36ZM41 245H40V247H41ZM61 245H62V244H61ZM63 245H64V244H63ZM63 245H62V246H63ZM72 245H73V244H72ZM74 245H75V244H74ZM76 245H75V246H76ZM80 245H81V246H80ZM94 245H95V246H94ZM101 245H102V244H101ZM101 245H100V247H101ZM130 245H131V244H130ZM130 245H129V246H130ZM229 245H231V244L229 243ZM234 245H235V244L233 243V246H232V247H234ZM253 245H255V243H254ZM257 245H258V244H257ZM263 245H264V244H263ZM50 246H48L47 249H50V248H49ZM64 246H65V245H64ZM132 246H133V245H132ZM160 246H161V245H160ZM206 246H207V245H206ZM209 246H210V245H209ZM209 246H208V247H209ZM215 246H217V244H215ZM215 246H214V247H215ZM225 246H228V244L226 243ZM225 246H224V247H225ZM238 246H239V245H238ZM247 246H248V245H247ZM247 246H246V247H247ZM258 246H259V245H258ZM258 246H257V247H258ZM261 246H259V248H261ZM2 247H1V248H2ZM28 247H30V246H28ZM35 247H36V246H35ZM40 247H39V248H40ZM42 247H43V248H42ZM42 247H41L42 249L45 248L44 246H42ZM66 247H67V246H66ZM69 247H70V244H69ZM72 247H73V246H72ZM72 247H70V248H72ZM122 247H123V246H122ZM210 247H211V246H210ZM210 247H209V248H210ZM214 247L212 246L211 248H214ZM218 247H219V246H218ZM222 247H221V248H222ZM230 247H231V246H230ZM236 247H237V246H236ZM31 248H32V246H31L30 248H28V249L31 250ZM41 248H40V249H41ZM57 248H60L59 245H58ZM62 248H64V247H62ZM62 248H61V249H62ZM118 248H119V247H118ZM129 248H130V247H129ZM131 248H132V247H131ZM228 248H229V247H228ZM237 248H238V247H237ZM6 249H7V250H6ZM37 249H38V248H36V250H37ZM45 249H46V248H45ZM45 249H44V250H45ZM65 249H66V248H65ZM76 249H77V247H76ZM76 249H74V250L77 251ZM84 249H85V250H84ZM99 249H100V248H98L96 252H98ZM116 249H117V248H116ZM122 249H123V248H122ZM125 249H126V248H125ZM229 249H230V248H229ZM239 249H241V248L239 247L238 250H239ZM261 249H262V251H261ZM261 249H260L259 252H260L261 255H263V254H264L263 248H261ZM24 250H25V251H24ZM52 250H53V248H52ZM69 250H70V249H69ZM101 250H102V249H101ZM158 250H160V249H158ZM222 250H223V249H222ZM258 250H259V249H258ZM3 251H2V252H3ZM27 251H28V250H27ZM31 251H32V250H31ZM37 251L40 252L39 250H37ZM46 251H47V250H46ZM75 251H73V252H75ZM91 251H92V252H91ZM118 251H119V250H118ZM122 251H123V250H122ZM233 251H234V249H233ZM239 251H240V250H239ZM242 251H243V253H244V250H241V253H242ZM254 251H255V250H254ZM256 251H257V250H256ZM256 251H255V252H256ZM24 252H25V253H24ZM73 252L70 253V254H73ZM120 252H121V251H120ZM139 252L141 253V251H139ZM226 252H227V250H226ZM226 252H225V253H226ZM231 252H232V251H231ZM257 252H258V251H257ZM261 252H263V253H261ZM23 253H24V254H23ZM42 253H43V252H42ZM98 253H99V252H98ZM122 253H123V252H122ZM225 253H224V254H225ZM239 253H240V252H239ZM243 253H242V254H243ZM248 253H249V251H248ZM248 253H247V254H248ZM66 254H67V253H66ZM75 254H76V253H74V255H75ZM81 254H82V253H81ZM235 254H236V253H235ZM88 255H89V254H88ZM90 255H91V254H90ZM90 255H89V256H90ZM92 255H91V256H92ZM122 255H124V256H123L124 258H122L123 261L126 260V262H128V261L130 260V259H129V260L125 259V258H126V257H125V254H122ZM216 255H218V254H216ZM244 255H245V254H244ZM76 256H77V255H76ZM86 256H87V255H86ZM86 256H85V257H86ZM89 256H88V257H89ZM119 256H120V255H119ZM141 256H142V255H141ZM239 256H240V255H239ZM68 257H69V259H71V258H70L71 256H68ZM88 257H87V258H84V257H83V258H84V261H83L84 264H86V262H88V261L90 260V259L88 260ZM98 257H99V256H98ZM121 257H122V256H121ZM156 257H158V254H157ZM169 257H170V256H169ZM241 257H242V256H241ZM246 257H247V256H246ZM76 258H77V257H76ZM76 258H73L72 260L74 261ZM140 258H141V257H140ZM164 258H165V257H164ZM59 259H60V258H59ZM61 259H62V258H61ZM66 259H68V258H66ZM80 259H81V258L78 257V260H77L76 262H78V261H81V262H82V260H80ZM85 259H87V261H86ZM94 259H95V258H94ZM98 259H99V258H98ZM111 259H113V258H111ZM115 259L117 260V258L114 257V260H115ZM119 259H121V258H119ZM124 259H125V260H124ZM131 259H133V258H131ZM170 259H171V258H170ZM177 259H179V258H177ZM177 259H176V260H177ZM194 259H196V258H193V260H194ZM236 259H237V258H236ZM239 259H240V258H239ZM251 259H253V256H252ZM255 259H256V258H255ZM255 259H254V260H255ZM262 259H263V258H262ZM31 260H32V261H31ZM42 260H43V259H42ZM49 260H51V259H48V261H49ZM53 260L55 261L56 259H53ZM53 260H52V261H53ZM64 260H65V259H64ZM64 260H61V261H62V264H64V263L67 264V263H69V262H70L71 264H74V263H72L73 261L65 260V262H63ZM99 260H100V259H99ZM116 260H115V261H116ZM133 260H134V259H133ZM149 260H150V259L148 258V261H149ZM151 260H152V259H151ZM161 260H162V259H161ZM183 260H184V259H183ZM204 260H205V259H204ZM219 260H221V259H219ZM243 260H244V258L241 259V262H242ZM257 260H261V258H260V259H257ZM3 261H4L5 263H3ZM10 261H11V262H10ZM12 261H13V262H12ZM43 261H45V260H43ZM46 261H47V259H46ZM52 261H50V262H52ZM54 261H53V262H54ZM58 261H59V260L57 259V262H55V263L59 264ZM68 261H69V262H68ZM85 261H86V262H85ZM90 261H91V260H90ZM90 261H89V262H90ZM102 261H103V263L101 262L100 264H106V263H108V262L110 263V261H107V259L105 260V258H104V260H102ZM115 261H113V263H112V261H111V263H112V264H118L119 262H120L121 264L123 263L121 260L116 261V262H118V263H116ZM178 261H179V260H178ZM181 261H182V259H181ZM197 261H198V260H197ZM200 261H201V259H200ZM215 261H216V260H214V262H215ZM223 261H224V260H223ZM223 261H222V264H224V262H225L226 260H225L224 262H223ZM233 261H234V260H233ZM16 262H18V263H16ZM50 262H47V264L50 263ZM66 262H67V263H66ZM76 262H75V263H76ZM81 262H80V264H81ZM104 262H105V263H104ZM114 262H115V263H114ZM126 262H124L123 264H125ZM129 262H131V264L134 263V261H129ZM129 262H128V263H129ZM146 262H147V261H146ZM146 262H144V263H146ZM169 262H170V261H169ZM219 262H220V261H219ZM226 262H227V261H226ZM226 262H225V263H226ZM230 262H232V261H230ZM230 262H229V264H230ZM236 262H237V261H236ZM243 262H244V261H243ZM246 262H247V260L245 259V263H246ZM256 262H257V261H256ZM263 262H264V260H263ZM42 263L45 264L46 262H45V263L42 262ZM78 263H79V262H78ZM78 263H76V264H78ZM93 263H94V262H93ZM97 263H98V262H97ZM97 263H95V264H97ZM109 263H108V264H109ZM120 263H119V264H120ZM144 263H143V264H144ZM148 263H149V262H148ZM148 263H147V264H148ZM199 263H200V262H199ZM202 263H204V262H202ZM211 263H212V262H211ZM245 263H244V264H245ZM250 263H251V262H250ZM253 263L255 264V261H253ZM253 263H252V264H253ZM38 264H40V263H38ZM51 264H53V263H51ZM60 264H61V263H60ZM98 264H99V263H98ZM134 264H136V263H134ZM150 264H154V262H153V263H150ZM220 264H221V263H220ZM226 264H227V263H226ZM239 264H240V263H239ZM241 264H242V263H241ZM248 264H249V262H248Z\"/></svg>","mask_w":264,"mask_h":264},{"label":"crops","instance_id":"3","mask_svg":"<svg viewBox=\"0 0 264 264\" xmlns=\"http://www.w3.org/2000/svg\"><path fill=\"white\" fill-rule=\"evenodd\" d=\"M207 95H208V93H207ZM210 95H211V94H210V92H209V97H210ZM253 96H254V99H252ZM246 97H247V98H246ZM206 98H208V96H207ZM248 98L251 99L250 102H249V99H248ZM252 100H253V101H252ZM240 101H241V104H240ZM255 101H256V102H255ZM257 101H258V100H257V97H255V95H251V98H250V95H247V96H245L242 100L240 99L239 102H238V101H236V102H234V103H233V102H230V103H229V104H230L229 106H231V103H233L232 105H236V106H237V105L240 104L239 106L242 107L243 105L246 106V105H245V102H246V103L248 102V104L253 105L254 103H257ZM237 102H238L239 104H238ZM243 102H244V104H243ZM251 102H252L253 104H252ZM236 103H237V104H236ZM248 104H247V105H248ZM226 106L228 107V105H226ZM226 106H223V108L221 109V112L223 111L222 114H225V112H227V111L229 110V107L227 108ZM225 107L227 108V110H226ZM180 110H181V109H180ZM194 110H195V109H194ZM194 110H193V111H194ZM225 110H226V111H225ZM242 110H243V109H238V110H233V111H232V109H231L227 114H228L231 118H234V117H232V116H238L237 113H238L239 111H240L241 113H243L244 110H243V111H242ZM193 111H192V112H193ZM195 111H197V108H196ZM195 111H194V112H195ZM224 111H225V112H224ZM234 111H236V112L233 113ZM192 112H191V113H192ZM231 112H232L234 115H233ZM183 113H184V112L182 111L177 117L182 118V117L184 116ZM187 113L190 114V112H187ZM187 113H186V114H187ZM229 113H231L232 115H230ZM244 113H245V112H244ZM176 114H177V113H176ZM186 114H185V115H186ZM222 114H221V115H222ZM182 115H183V116H182ZM221 115H220V116H221ZM223 116L226 117V122H228V120L230 121V118H227L228 116H226V114L223 115ZM239 116H243V117L246 116V117H247L248 115H242V114H240ZM255 116H257V117H254V116H253V117H251V116L249 117V116H248L250 119L252 118V120H254V121H251L249 118H245V117H244V118H243V117H238V119L236 118L237 120H239V119L241 118V119H242L241 122H239V121H240V120H239V121H237V123L235 122L234 125H232V124H231V125L226 124V127L231 128V129H229V130H231V131H230V132L228 131V132L231 133L232 131H236L235 129H236L238 126H240V124L243 123L244 125H242V126H244V127L247 128V129L245 130L246 133H250V134H251L252 132H253V133H256V132L258 131L257 129H258V127H259V126L256 127V124H258V122H259V119L257 120V118H259V117L263 118V116H261V115H255ZM177 117H176V118H177ZM224 117H223V119H225ZM221 118H222V116L220 117V120H221ZM253 118H254V119H253ZM261 118H260V119H261ZM227 119H228V120H227ZM248 119H249V120H248ZM257 121H258V122H257ZM255 122H257V123H255ZM247 123H248V124H247ZM246 124H247L248 126H249V124H250V125H254L255 130H257V131L254 130V131H255V132H254V131L251 130ZM228 128H225V127H224V129H228ZM251 128L253 129L252 126H251ZM249 129H250V130H249ZM212 130H213V129L211 128V129H209V130H206V132H209V134H210V132H211ZM221 130H222V128H221ZM225 131H227V130H225ZM169 132H174V131H172V130L167 131V133H169ZM258 133H259V131H258ZM204 134H205V133H204ZM206 134L208 135V133H206ZM211 134H212V132H211ZM205 136H206V135H205ZM206 138H207V136H206ZM250 144L253 145V143H250ZM250 144H249V145H250ZM192 145H193V144H192ZM242 145H243V144H242ZM242 152H243V151H242ZM241 155H242V154H239V156H241ZM261 161H263V160H261ZM257 164H258V165H257V168L264 167V166H263V165H264V161H263V162H260V161H259ZM253 166H254V165H253ZM253 166H252V167H253ZM255 166H256V165H255ZM255 166L253 167L252 170H248V169H247L248 167H247L245 170L240 171V176L243 177V173H244V177H245V176L247 177V176L251 175V174L253 173V172L251 173V171H253V170L256 169ZM99 167H100V166H99ZM249 167H250V166H249ZM96 168H98V167H96ZM247 170L250 172L249 174H246ZM245 171H246V172H245ZM238 173H239V172H238ZM247 173H248V172H247ZM221 178H222V179H220V180H223V182H224V181L226 182V180H225L226 177L223 176V177H221ZM230 178H231V177H230ZM230 178L227 177V182H228V180H229ZM232 178H233V177H232ZM230 180H232V179H230ZM230 180H229V181H230ZM169 205H170V204H169ZM169 205H168V206H169ZM93 227H95V226H93Z\"/></svg>","mask_w":264,"mask_h":264}]
</instances>
